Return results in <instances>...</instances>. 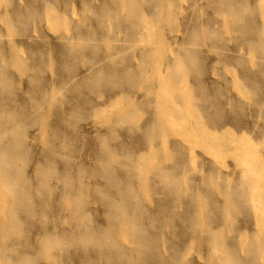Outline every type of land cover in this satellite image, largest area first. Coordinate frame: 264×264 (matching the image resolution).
<instances>
[{
  "label": "rangeland",
  "instance_id": "rangeland-1",
  "mask_svg": "<svg viewBox=\"0 0 264 264\" xmlns=\"http://www.w3.org/2000/svg\"><path fill=\"white\" fill-rule=\"evenodd\" d=\"M17 1H18V3H17ZM29 1L32 2V0H29ZM53 1L54 0H40V1H38L37 2L38 4H40V5L44 4L42 12L44 13V15L46 14L45 18L43 17L44 15H42L41 20H32V21H34V23L32 22V24H29L30 22H28V24H26L24 17L27 13L25 6H27V4L29 3L28 0H10V1L0 0V28H1L0 33H2V34H0V37L1 38L3 37L2 40L0 39V41H1L0 42V63H2V64H0L1 65L0 70H2V68H3V70H2L3 71V74H2L3 77L0 78V84H1L0 88L3 87V89H0V92H1V90L6 91V93L4 92L5 95L8 93L6 95V98L2 101L3 103L0 101V106H1L0 110H1V118H2V119H0V121H1L0 127H2L0 129L1 130L0 131V137H2V138H0V140H1L0 143H5V141L8 138L11 139L13 136L11 133H13L15 131V129H20L19 131L16 130L17 133L16 132L13 133V134L16 133L17 135L22 134L21 140H23V141H21V143L27 144V145H24V144L19 143L18 145L21 146V148L23 150L17 152V154H16L19 156V158L22 159V160L19 159V164H20L19 167H21V169H23V171H24L23 172L21 170V172L23 173L22 176L23 175L24 176L20 178V181L23 182L27 179L26 183L30 182L29 186H30L31 194L36 195V196L39 195L42 198L44 197V199H45V201L43 200V202H42L41 197H39V198L37 197L38 200L37 199L34 200V198H33L32 202L35 206L34 214H35L36 220H33L32 223L30 222L31 224L29 223L31 225L29 228L30 234L28 232L29 237H27L28 235L25 234L26 237L24 236V238L21 237L19 239L23 243L26 242L25 244H23V243L22 244L25 246L26 245L27 246L39 245L42 243L43 240H47L48 237H52L53 234L55 235V233L62 235L64 233H70L71 232V231H69L70 227L72 226L71 228H73L75 225V223L72 219L74 216V213H71L73 210V200H75V197L78 195V187H79L78 184L79 183H77V181L81 180V179H82V187H83L84 192L87 195H89L91 198V199L87 198V200H85L86 205H85V215L84 216L86 217V219L88 217V219L91 220V221H89V223L94 228L95 227L96 228H103L104 227L106 229L107 225L105 222V214H104L105 210H104V207L102 208L101 207L102 205H100L102 203L100 202L101 201L100 196H99L100 192L98 191V190H100V191L103 190L102 187L104 188V186L102 185L103 180H102L101 176L98 174L97 175L99 178L97 177V175L95 174L97 171L94 170L95 167L93 168V166L99 165L98 162L99 163L100 162L101 163H108L109 162V164H111V166H113L115 168L114 174L116 176L120 175L117 173L118 167L116 168V165L121 166L123 164L122 166L124 168H122V170L128 169L130 171V168L133 169V170H131L132 173L135 172V174L133 175V178H131L132 173H131V176H128L126 178L127 180L131 181L132 185H131V183H129L130 181H128V185H126V186L130 187L131 188L130 191L132 190L135 192L136 195H138L137 197L140 201L141 209H143V211L145 213L148 211L146 214H149V216L150 215L152 216V213L154 216H156L158 214V206L162 204V200H164L163 202L167 206H168V204L169 205L173 204L172 200L174 199V193L171 190V186H170L171 184L170 183L177 181L178 178H179V180L182 178L178 182L180 183V186L183 188L182 193L184 195L182 194V199L179 201V203H178L179 205L177 204L178 205L177 210L183 211L182 209H184L186 207V205L189 204L190 200L192 199L191 196L193 195L192 197L195 198L194 201L197 200L198 212L200 213V218H201V221H200V224L197 228V231L192 233L190 236L188 235V237L186 239L187 247H181V250L185 251L186 257L188 259H190L194 264H219L217 259H218V255L220 254V252L222 253V251L214 248L213 243L210 240L211 238L208 236V231H207V227H206L208 214L210 215V217H212V221H213V219H214V221L215 220L218 221V223L213 221V225H212L213 226L212 231H214V234L212 232L213 235H216L215 233L218 234L220 232L219 234H225V235H227L228 238L236 237V239H238L239 237L242 238V236L244 235L242 239L240 238L241 240H237L238 244L241 245L240 246L241 252L244 254L245 251L248 249V246H250V247L251 246H258V245H255V243H258L259 244L258 247H260L259 261L261 264H264V110H261V109H264V107H263L264 106L263 105L264 96L262 95V93L264 94V92H263L264 78H262V77H264V74H263L264 68H262L264 66V56H263L264 55V52H263V50H264V48H263V46H264V13H263V11H264V7H263L264 6V4H263L264 0H242L244 3L241 1L243 4L240 7L241 11H239V12H242V10H243V13H242L243 15L239 12L235 13L236 10H232V13H231V11L230 12L227 11L228 9L226 10L225 6L223 4L217 2V0H138L139 4L141 6V12L146 14L145 16H150V17L142 19L144 17V15L141 14V12H140L141 15L140 14L138 15L139 19L137 18L136 22L132 23L134 25H131L130 23H128L129 22L128 18H127V20H126V18H124V17H127V15H128V13H126V12H128L127 11V9H128L127 1L126 0H119L122 2L121 3L119 2L120 4H119L117 12L119 11L118 13H120L122 15V18L124 19V20L122 19V29L116 32L114 27L110 26L108 29L109 35H107V33L105 34L107 29L102 35H98L101 32V30L96 25L94 16H92V14L97 13L101 9V5L103 6L107 0H102L103 3L101 2V0H90V2L88 0L87 1L85 0L87 2V6H89L90 9L87 6H86V8L83 7L84 4H86V2L84 0H81V2L83 4L80 2V0H60V1L56 0V2L58 1L57 2L58 4H55V2H54V4H52ZM66 1H67V3H69V5H68L69 9L66 8V7H68ZM239 1L238 0H232L233 4H236L237 2L239 3ZM245 1H247V2H245ZM11 2L14 3L13 4L14 8H16L20 5V8L19 7L18 8L22 12L23 15H22L20 22H18V23H22L24 21V23H23L24 25L17 23V27H16L15 22H17V21H14L13 18L11 19L12 13H10V12H12V11H10V10H12V8H13L12 7L13 5L10 4ZM41 2H42V4H41ZM50 2H52V3H50ZM80 3L82 4V6ZM8 4H9V6H8ZM152 4H154L153 6H155V4H159V7L158 8H157V6L153 7ZM50 5H51V7H50ZM71 5H72V7H71ZM64 6H66L65 7L66 9L63 8ZM146 6H147V11H146ZM149 7H150V9L151 8L152 9L151 10L148 9ZM27 9H28V7H27ZM46 9L47 10L50 9L49 11H51V12L49 13V11H46ZM52 9H55L56 11L52 10ZM70 9H71V12H70ZM91 9L92 10L95 9V10L90 12ZM87 10H88V13L86 12ZM148 10H150V11H148ZM65 11H67V12L69 11V13H65ZM151 11H152V13H151ZM153 11L155 12L156 17H158V18H155V16H154L155 14H153L154 13ZM156 11H158V12H156ZM89 13H90L91 17L89 15ZM236 14L237 15L239 14L238 15L239 17H237ZM71 15H72V18H70ZM84 15H85V17L82 20H84V19H86V20L82 21L81 18ZM241 15L243 18L241 17ZM245 15H247V17ZM1 16H3V17H1ZM9 16H10V18H9ZM140 16H142V17H140ZM48 17H50L51 19ZM248 17L249 18L253 17L251 19L253 22L250 21V19ZM3 18H5V19H3ZM62 18L65 22L63 20H61ZM150 18L153 19V21ZM190 18L193 20L191 21ZM245 18L247 21L245 20ZM9 19H10V21H9ZM59 19H60V21L64 22V25L61 24ZM12 20L14 21L13 25H11ZM241 20H243V21H241ZM70 21H71V23H70ZM87 21L89 22L88 24H87ZM234 21L238 22V25L241 24L239 22V21H241L242 26H246V25L251 24V23H254V25H256V26L258 24V27L260 28L259 30L261 32V34L258 37V40L260 38H261V40H263L261 42V44L259 43V45H257V43H254L253 45H251V43H249L248 40L246 38H244V36H243L244 32L240 31V28L238 27L237 24H235ZM66 22H68V23H66ZM145 22L146 23L150 22L149 24H151V25H148V23L146 25ZM192 22H193V24H192ZM76 23H78L79 26L75 25ZM83 23L86 26L87 25L88 26L86 27ZM135 23H136V26L138 25V27H135ZM186 23H187V25H186ZM259 24L262 26L260 27ZM19 25L21 27L22 26L27 27L28 33L25 32L26 30L23 27H22L23 29H21ZM28 25H29V27L31 26V28H28ZM190 25L191 26L193 25L191 29H189L191 27ZM77 26L79 27V31L76 29ZM141 26H142V28H140ZM32 27H34L36 29H34ZM195 27H196V29H194ZM86 28L87 29L89 28L90 30L89 29L87 30ZM19 29L23 30V32L20 31L21 34L18 32ZM32 29H34V30H32ZM75 29H76V31H73ZM111 29H112V31H111ZM134 29H135V31H134ZM14 30H15V32H14ZM28 30L32 31V32H29ZM200 30H201V32H200ZM77 31L78 32L82 31L81 32L82 34H80V37H81L80 39L83 38V40H78L79 34ZM89 31H91V32H89ZM187 31H190V32L188 33ZM112 32H115L116 35L112 34ZM133 32H135V33H133ZM91 33L96 34L95 39H91L92 38ZM117 33H119V34H117ZM194 33L196 36L200 35L199 37L202 40L197 36L196 37L197 39L195 41L190 42L191 40L187 37H189L191 34H194ZM24 34H26L25 37H23ZM31 34H33V36ZM133 34H134V36H133ZM117 35H119V36L116 38L115 36H117ZM184 35H186V36L188 35L186 38L189 40H187V39L183 40L185 38ZM29 36H31V37H29ZM101 36L102 37L107 36V39L104 38V40H102L103 38ZM108 36H109V38H108ZM131 36H132V38H131ZM32 37H33V39H32ZM113 37L116 38L115 42H113L114 41ZM26 38H28V39H26ZM29 38L32 39V41L35 39L34 41L36 43L31 42ZM69 38H70L71 42H68ZM71 38H73V39H71ZM84 38L86 39V41L88 39L89 42L88 41L86 42L84 40ZM46 39H48L50 42ZM62 39H63V41H65V43H68V44L70 43L71 46L68 44L64 45V42L62 41ZM117 39L120 41H118ZM25 40L26 41L28 40V41L25 42ZM90 40H92V41H90ZM93 40L96 42H94ZM197 40H199V41H197ZM29 41H30V44H28ZM81 41L83 42L82 44L80 43ZM184 41H185V43H184ZM84 42H86V43H84ZM93 42H94V44H98L99 47H101V49H102V52L96 56H92V54L90 52L88 53V49H87L88 47L93 45ZM111 42H113V43H111ZM129 42H130V44H129ZM24 43H25V45H27V44L29 45V46H26L29 49L28 48L26 49V47L23 45ZM75 43H76V46H75ZM89 43H90V45H89ZM131 43H132V45H131ZM186 43L189 44L190 46H188ZM31 45H33V46H31ZM60 45H63L64 47L62 46V48H61ZM86 45H88L87 48H85ZM110 45H111V47H110ZM191 45L192 46L195 45V46L192 47ZM30 46H31V49H30ZM83 46H84V48H83ZM129 46L132 48L129 49ZM253 46H254V48H253ZM58 47H60V49ZM80 48L83 49V51H85L84 52L85 54H83V51ZM192 48L194 49L193 51H195V48H197V50L195 52H192ZM255 48H256V51H253V50H255ZM61 49H63V50H61ZM84 49H87V50H84ZM127 49L129 51H127ZM138 49H140L139 52H138ZM28 50H30L31 56H32V51L34 52L33 56H32L33 58H31L30 55L27 56ZM68 50H70V52L67 54L66 51H68ZM73 50L75 51V53ZM130 50H132V51H130ZM144 50H146V52H148V53L144 52ZM198 50H200V51H198ZM260 50L263 53L260 52ZM60 51H62L63 53H61ZM86 51H87V53H86ZM123 51H125L126 53L124 52V54H122L121 52H123ZM142 52H144V54ZM188 52L189 53L192 52L191 55ZM198 52L200 53V55L195 54V57H194V53H198ZM1 53L3 54L2 56H1ZM47 53H49V54H47ZM65 53H66V57H65L66 60H68V59L71 60V58L73 60V58L74 59L76 58L75 60H73V63L72 62L71 63L73 64L72 68L74 67V65L76 63L77 64L76 66L78 67V69H77V67L73 68V70L71 68L70 69L71 72L73 71L75 74H72L73 72L71 73L69 71L68 74H70V75L63 77L65 75H67L62 70L63 68H61V65L65 61V59H64ZM202 53H203V55H202ZM59 54H60V56L63 57V59L59 56ZM89 54H91L92 57L89 56ZM116 54H118V55L116 56ZM140 54H141V56L143 54V58L140 56ZM71 55H73V57ZM111 55H112V58H109V57H111ZM123 55L125 56L124 58H123ZM41 56H42V58H41ZM67 56H70L71 58H67ZM26 57H29L31 59L30 60L28 58V60H29L27 63L28 68H30V66L33 65V67L31 66L30 71L28 70L27 67H25L26 61H25V65H24V60H27ZM87 57H91L92 61L89 58L87 60ZM204 57L206 60H203ZM84 58L86 60H84ZM105 58L107 60H105ZM121 58L124 59V60H122V73L123 72L127 73L131 77V79L133 78L135 83L134 82L131 83L129 81H124L122 78V88H117L113 91H109L107 88H105L102 85L103 83H101L99 80L101 79L102 82H105L107 79L109 80L110 77L112 79V74H110V73L116 67H119V66H117V64H121V62H120ZM125 58L127 59L128 62L126 61ZM131 58H133V59H131ZM224 58H225V60L223 61ZM178 59H179V61H178ZM199 59L203 60V61L201 60L202 62L200 61V63L197 64L199 66V69L202 68L201 70L197 69L198 66L195 65L196 63L199 62ZM226 59H228L229 62ZM233 59H235V60H233ZM89 60H90V62H89ZM131 60H132V62H131ZM230 60H232V61H230ZM30 61H32L33 63L31 62L32 64H30ZM57 61H59L58 63L60 64V67H58L59 64L56 63ZM82 61L83 62L86 61V62L83 64ZM99 61H101L100 62V64H102L101 66H100V64L99 65L97 64V63H99ZM123 61L126 64L123 63ZM193 61H195L196 63H194ZM204 61H205V63H204ZM236 61H237L238 65L236 64ZM240 61L241 62L243 61L242 62V68L246 69V72H245V70L243 71L242 68L240 67L241 66ZM261 61H263V62H261ZM3 62L4 63L6 62L5 67H3L4 66ZM110 62H112V65ZM176 62H178L177 65H175ZM224 62H226L227 65L230 64V62H233V63L235 62L237 67L239 66L238 62H240V66H239V68H237L235 66V64L231 63L233 65L230 64V65H228L229 67H227ZM43 63H44V65H43ZM95 63H96V65H94ZM21 64H23V65H21ZM113 64H115L114 67H113ZM38 65H39V67L44 69V71L40 72L41 69L38 67ZM41 65L44 67H42ZM124 65H126V67ZM135 65H136V67H135ZM200 65H202V66L200 67ZM206 66H208V67H206ZM231 66L233 69H231ZM35 67L39 68L38 69L39 71H37V68L35 69ZM101 67H102V69H100ZM139 67H140V69H139ZM260 67H261V70L263 72L260 70ZM91 68H93V71ZM94 68L101 70L100 73L97 74L99 71H96L97 69H94ZM119 68H121V67H119ZM173 68H174V70H173ZM203 68H205V69L207 68V69L205 70ZM234 68L237 70V72H235L236 70ZM126 69L128 71H126ZM26 70H28L29 72H27ZM58 70H60V71H58ZM94 70H95V72H97L96 75L93 74V73H95ZM141 70H144V71L141 72ZM202 70H205L207 75L206 74L204 75L203 72L205 73V71H202ZM230 70H232V72ZM239 70H240V72L241 71L242 72L239 73ZM61 71L63 74H61ZM91 71L93 73H90ZM200 71H201V73H200ZM59 73L61 74V76ZM124 73H123V75H124ZM182 73H183V76H182ZM231 73H233V74L239 73V75L242 74L243 77L241 75L239 77H237L238 74L236 76V74L233 75ZM4 74H6V76ZM71 75H73L72 76V77H74L73 79L70 78ZM91 75H93V76H91ZM97 75H98V77L100 75V77H99L100 79L98 77H96ZM141 75H143L142 76L143 78L139 81ZM175 75H176V77H175ZM94 76L98 80H94L93 79ZM180 76H182V77H180ZM259 77H260V79H259ZM65 78H67V79L69 78L68 80L70 83H68L67 81H64ZM87 78H89V79H87ZM225 78H226V80H225ZM67 79H65V80H67ZM250 79L255 80V81L252 80L254 82V84H252L253 82ZM2 80H3V82H1ZM84 80L87 81L86 84H85ZM178 80H179V82H178ZM182 80H183V82H182ZM217 80H218L217 84H220V86L216 84ZM259 80H263V82L259 81ZM224 81L225 82L227 81V84ZM246 81H248L247 84L250 83L249 84V86L251 85L250 87L249 86L247 87ZM7 82H10V84ZM88 82L90 84L91 83L92 84L90 85ZM96 82L97 83L99 82L98 83L99 85ZM199 82H200V84H199ZM255 82L257 84H255ZM258 82H259V86L261 83V85H262L261 87L263 89H260V87L258 86ZM224 83L226 85H224ZM88 84H89V86H88ZM62 85H64V86H62ZM71 86H72V88H70ZM205 86H208L207 87L208 90L206 89ZM214 86H217V87H214ZM9 87L11 88V90ZM88 87H89V89H92V88L93 89L89 90ZM251 87H252V89H251ZM258 87H259V89H258ZM85 88L87 90H85ZM201 88L206 89L207 92L205 90H202ZM217 88H218V90L219 89L221 90V91L219 90V92L221 94L218 91H216ZM248 88H250V89H248ZM253 88L256 91L258 90L257 93H255L256 91L253 90ZM104 89H105V91L103 93L102 90H104ZM200 89H201V91L199 92ZM249 90L251 91L253 96L251 95ZM259 90L260 91L262 90V93ZM124 91H125V93H124ZM195 91H198L199 93L196 92V94H194ZM91 92L93 94H91ZM100 92L102 94H100ZM106 92H109V93H106ZM214 92L216 95H214ZM222 92L224 94H222ZM83 93H84V95H83ZM111 93H112V95H111ZM201 93H203V94L205 93L204 95L209 94L210 97L209 96L207 97V95H206V100H205L204 95L203 94L201 95ZM260 93H261V96H260ZM76 94L77 95L79 94L78 95L79 97ZM102 95H104L103 98H101ZM114 95L116 98L114 97ZM257 95H259V96H257ZM29 96L30 97L32 96V97L30 98ZM62 96L63 97L66 96V97H64L66 99H64ZM122 96H124L123 97L124 99L122 98ZM217 96L219 98H221V99H219V101L221 100V102L218 101ZM196 97H198L199 99ZM225 97H227V98L225 99ZM260 97H262L261 98L262 101L260 100ZM71 98L76 99L77 102H75L76 100H74V99L72 100ZM117 98H119L121 101ZM213 98L214 99L216 98L215 103L217 101L219 102L218 105L213 103L214 102ZM252 98L256 100L257 104H256V102L253 101ZM87 99L89 101H91L92 105L88 101H87V104H85ZM112 99H113V101H112ZM115 99L117 100L116 103H115V101H116ZM202 99L206 105L204 104L203 101H201ZM224 100H226V101H224ZM26 101H27V103H26ZM81 101H82V103L83 102L84 103L82 104ZM199 101L201 103L202 102L203 103L201 104ZM210 101H212L213 105L211 104ZM111 102L113 104H110ZM198 102H199V104H201L200 107H199ZM260 102L261 103L263 102V103L261 104ZM77 103H79V104H77ZM207 103H208V105H207ZM222 103H224V104H222ZM259 103L261 105H259ZM73 104L75 106H73ZM88 104L90 106H92L91 107L92 109L90 108V106ZM214 104L217 106V108L219 110H217V108L215 107ZM219 104H221V105H219ZM241 104H242V108L244 109V111L242 110L241 107L240 108L238 107V106H241ZM193 105H194V107H193ZM76 106H78V107H76ZM102 106H103V108H102ZM196 106H198L200 109L197 108ZM202 106H205V107H203L204 109L207 108V109H205L206 111L204 109H203V111L201 110ZM218 106H220V107L222 106L223 109L221 110V108ZM258 107L259 108L261 107V109H259ZM26 108H27V111H26L27 113L25 112V114L27 116L25 117L24 111L26 110ZM38 108H39V110H38ZM94 108H96L97 110ZM99 108H102V109H99ZM211 108L213 110H211ZM22 109H23V111H22ZM28 109H29V112H28ZM79 109H80V114H79ZM196 109H198V111ZM209 109L211 110V116H209L210 115ZM232 109H234V110H232ZM240 109L243 112H241ZM60 110H63V111H61V112H63V114L60 113ZM71 110H73V112ZM88 110H89L90 114L87 112ZM36 111L38 112V114ZM91 111L93 113L96 111V114L95 113L93 114ZM212 111H214V112H212ZM221 111H223L224 114H223V112L221 113ZM246 111L248 113V116L246 114ZM12 112L15 115H11ZM30 112H31V114L36 112V114L34 113V114L30 115ZM200 112H203V113L207 112L209 115L207 113H205V115L204 114L203 115L205 117L209 116L208 118H210V119L204 118L203 115H199V114H202ZM233 112H234L235 116L233 115ZM256 112L259 113L260 115L262 114V116H258L257 114H255ZM260 112H263V113H260ZM74 113H76V114H74ZM81 113H83L82 117H81V115H82ZM97 113H99V114H97ZM197 113L199 116L197 115ZM214 113H215V115H214ZM219 113H220V115H219ZM8 114H10V116H8ZM85 114H87V115H85ZM251 114H252V117H250ZM88 115H93V116H89L90 117L89 118ZM243 115H245V116H243ZM11 116L14 117V122L12 121L13 118L11 119ZM32 116L34 117V121L36 119L35 122L32 121L33 120ZM121 116H122V118H120ZM200 116L201 117L203 116V118L205 119L204 120L205 124L202 121L203 118H201ZM215 116H218V117L221 116L222 119L219 118L220 119L219 120L218 117H215ZM231 116L233 117V119ZM9 117H10V119H9ZM27 117H29V118H27ZM75 117H76V119H75ZM243 117H245V118L242 119ZM246 117H247L248 121L245 120ZM82 118L84 120L85 119H87V120H85V121L81 120ZM211 118L212 119L215 118L214 121H212ZM21 119L23 120V123L20 122V121H22ZM200 119H202V120H200ZM217 119L220 122H218ZM231 119L233 120V122ZM240 119H241V121H238ZM249 119L251 120V122ZM10 120L14 123V126L13 127L11 126L13 129L15 128V125H16V128L14 129V131L13 130L11 131L12 128H9L10 125L12 124ZM223 120L226 122L223 123ZM234 120H235L236 124L238 123L237 126L239 129L237 131H239V132L235 131L237 129V126L234 123ZM252 120H254V121L252 122ZM8 121H10L8 123L10 125L4 124L5 122L7 123ZM17 121L19 122L18 126H17V124H15V123H17ZM62 121H63V123H62ZM206 121H208V123H210V124H208ZM221 121L225 127L222 124L218 125V123H221ZM228 122H229V126L231 128L229 126H227ZM230 122H231V124H230ZM242 122H244L245 125H244V123L242 125ZM254 122H258V124L254 123ZM33 123L35 124V126L32 125ZM213 123L215 124V126H213ZM233 123H234V125H233ZM251 123H252V125H251ZM26 124H27V126H26ZM207 124H208V127H206ZM246 124H247V126H246ZM28 125H29V128H28ZM210 125L213 126L214 128H211ZM231 125L233 127L235 126L236 129L234 130ZM239 125H241V127H239ZM248 125H251L252 128L248 127ZM5 126H6V128H5ZM67 126H68V128H67ZM217 126L218 127L220 126V127L217 128ZM221 126H223V128H221ZM226 126L229 128V130H227L228 128ZM22 127L25 129H23ZM205 127L209 128L207 130H209L211 132H212V130L216 131L215 132L216 135L214 134V132H212L213 134H211V133H209V131H206ZM215 127L217 129H215ZM7 128H9V130ZM210 128L212 130H210ZM224 128L226 129V131H228L227 132V134L229 133L228 135L226 133H222L225 130ZM244 128H245V130H241ZM3 129L5 131H3ZM6 129L9 131L10 135L8 134ZM62 129L65 130L66 132L62 131ZM53 130H55V131H53ZM217 131H219L220 133L219 132L217 133ZM226 131H224V132H226ZM5 132H6L5 135H1ZM22 132L25 134H23ZM63 132L68 133V136L70 137V138H68L69 142H68V139L65 138V136L67 134L63 135ZM252 134H253L252 138L254 137V139L250 138ZM23 135H25L27 138ZM80 135H81V137H80ZM68 136H66V137H68ZM113 136H115V138ZM118 136H122V137H118ZM227 136H228V138H227ZM230 136L232 139L229 138ZM48 137L51 139H49ZM116 137H118V139H116ZM3 138L6 140H4ZM47 138H48V140H47ZM121 138L123 139V142H122ZM215 138H217V139L215 140ZM59 139H61V140H59ZM114 139H115V141L118 140V142L121 141V143H124L122 146H120L121 149L119 148V144H121L120 142L119 143L118 142L112 143V141H114ZM52 140H53L54 144L53 143L50 144ZM256 140L258 142H256ZM24 141H26V142H24ZM101 142H103V143H101ZM238 143H240L239 145H241V146H238ZM114 144H116L118 146L117 150H119V151L116 150L117 147L115 148ZM9 145L11 146V150H12V148L14 147V144H12V142H11ZM50 145H51V148H53L55 146L56 149L55 148L53 150L50 149L48 147ZM177 145H179V146H177ZM112 146H114V147H112ZM40 147H42L43 149H41ZM69 147H71V148H69ZM103 147H104V149H103ZM175 147L177 148L176 151H175ZM31 148H32V150H31ZM178 148H180V150ZM40 149H41V151L38 152ZM112 149H114V150H112ZM50 150H51V152H50ZM127 150H128V152H126ZM53 151L55 153L56 152H58V153L54 154V153H52ZM114 151L116 153H114ZM145 151H147L146 154H143V152L145 153ZM33 152H34V154H33ZM106 152H109L110 155ZM177 152H178V154L181 152V154L180 155L175 154ZM45 153H46V155H45ZM50 153H52V154H50ZM127 153H128V155H126ZM129 153H130V155H129ZM53 154H54V157H53ZM58 154L59 155L61 154L62 158L60 157V159H59ZM93 154L95 156H93ZM116 154H118V155H116ZM47 155L50 156V157L49 156L47 157V159L49 158L48 161H50V163H51L50 159H52L53 163H51V164L52 165L55 164L53 166L55 168L56 174L47 172L48 171V169H47L48 163H49L45 158V156H47ZM51 155H52V157H51ZM56 155L58 157H56ZM67 155H69L68 158L66 157ZM98 155L100 157H96ZM108 155H109V157H108ZM112 155H114V157L116 159L115 160L113 158L114 162H111L112 157H113ZM124 155H126L127 157ZM184 155L186 156L185 159L183 158ZM187 155H189L188 158H187ZM132 156H134V157H132ZM176 156H178V158ZM30 157H31V159H30ZM70 157H71V162L68 161L70 159ZM23 158H25V159H23ZM64 158H67L68 160L64 159ZM94 158H96L98 160H95ZM130 158L132 159L131 161L128 160ZM140 158L142 159V161H139V160H141ZM179 158L181 159V161ZM186 158L189 161H187ZM27 159H29L30 161ZM53 159H54V161H53ZM62 159H64L63 162L61 161ZM177 159H178V161H180L182 163V165L180 162L177 161ZM26 160L28 163L26 162ZM65 160L68 161V163ZM60 161H61V163H60ZM115 161H117L118 163ZM123 161H124V163H126L125 165H124ZM129 161H130V163H129ZM23 162L25 165H23ZM186 162L189 164V166L187 165ZM138 163H140V164H138ZM177 163L178 164L180 163L179 166ZM130 164H131V167H130ZM186 165L189 168L191 167L190 170ZM134 166L136 167V169ZM77 167H78V169H77ZM97 167L98 166H96V170H97ZM184 167L187 169V172H186ZM57 168L58 169L62 168V169L58 171ZM63 168H65V170H66V171H64L65 173L69 172L68 176H67V174H64ZM176 168H177V170H176ZM179 168H181V170ZM182 169H184L183 170L184 172L182 171ZM59 172L60 173L62 172L67 177L64 180H62L65 176H63L62 174L59 175ZM139 172H141V173H139ZM136 174L140 178L135 176ZM179 175H181V177H179ZM38 176L40 179H38ZM55 176H59V177H55ZM24 177H25V179H23ZM118 177H120V176H118ZM129 177L131 179H129ZM135 177H137V178H135ZM158 177L161 179H164V181L160 182L161 179H159ZM53 178H55V180L57 178L58 181L57 180L55 181ZM68 178L70 181L68 180ZM76 178L78 180H76ZM168 178H169V180H168ZM173 178H175V179H173ZM123 179L126 180L124 176H122V180ZM40 180H41V182H40ZM43 180H46V182H47V184H49L48 186H50V188L51 187L54 188V189L51 188L52 190H51L48 198H47L46 193L43 192V189H39V188L43 187V183H42V182H44ZM52 180H54V181H52ZM66 180H68V182L73 183L72 187L77 186L74 191L69 190V188H72V187H69V188L67 187V185L65 184ZM155 180H157V181H155ZM190 180L191 181L194 180L193 183ZM59 181H60L61 185H60ZM4 183H5V180L0 181V264H5L6 261H8L7 255L9 253L8 252L6 253V247L7 248L9 247L8 242L12 243L13 239L15 240V235H13V234L9 235L6 232H4L5 224L7 222L9 224L8 216H9L10 210H12L14 204L16 203L15 200L11 198V196L13 197L15 191L13 190L12 187H11L12 189L9 190L10 183H9V185H7L8 184L7 181H6V184H4ZM165 183H167L166 187H165ZM38 184H40V186ZM190 184H192L191 188H190ZM62 185H63V187H62ZM65 185H66V187H65ZM36 186H37V188H36ZM100 186H102V187H100ZM59 187L60 188L62 187V188L60 189ZM96 187H98V189H96ZM192 187H193V189H192ZM65 188L66 189L68 188V189L66 190ZM55 189H57V191ZM195 189H196V191L197 190L198 191L195 192L194 191ZM227 189H228V193L226 192ZM233 189H240V190L244 189V193L246 192L245 189L247 190V192L245 193L247 196L246 197L247 200L244 203H246L248 206H250V209L248 208V211L249 212L251 211L250 212L251 217L249 218V220L245 216H243V214H240L239 211H236V208L233 205L234 203L231 202L232 200L230 201L229 197L232 196ZM163 190H164V193H162ZM165 190H166V193H165ZM221 190H223V191H221ZM20 191H21V188L18 187L16 192H20ZM63 191H65V192L63 193ZM206 191L208 194L205 193ZM36 192H38V193H36ZM67 192L69 194H67ZM194 193H197V195H195ZM41 194H43V196ZM64 194H67V195H64ZM166 194H167V196H165ZM227 194H228V196H227ZM199 195H200V197H198L199 199L196 198ZM45 196H46V198H45ZM65 196H67V197H65ZM205 196H207V197L205 198ZM221 196H223L224 198L223 197L221 198ZM226 196H227V198H226ZM60 197H61V199H60ZM160 197H163L164 199L161 198L162 200H158ZM166 197H167V199H166ZM215 197H217L218 200ZM208 198L211 199L212 201H210ZM169 199H170V201H169ZM171 201H172V204H171ZM207 201L208 202L210 201L211 204L209 203V205L214 204L216 207L218 204H221V203L222 204L220 205V207L218 206L219 209L213 206L215 208L214 209L212 206L209 207L207 205L208 204ZM45 202H46V209L48 211V214L47 213L45 214V210L43 209L45 206ZM60 202L63 204H61ZM158 202H159V204H158ZM167 202H168V204H167ZM212 202H213V204H212ZM55 203H56V207L54 208ZM180 203H181V205H180ZM61 205H62V207H61ZM57 206H59V207H57ZM221 206L222 207L224 206V207L222 208ZM211 207H212V209H211ZM48 208H49V210H48ZM55 209H56V211H55ZM145 209H147V211H145ZM223 209L225 210V212L222 211ZM16 210H19V205L14 207V211H16ZM170 210L166 212L167 214L165 216L167 217V215H168L167 219L166 218L164 219L166 221V224H167L165 227V233H167L168 235L171 233V227H170L171 225L168 222L169 221L168 219H170V217H172V213H171L172 211H170ZM209 210H211V211H209ZM217 210L219 213L217 212ZM51 211H52V213H51ZM57 211H59L60 214H57V213H59ZM212 211H214L215 213H213ZM87 212H89V214ZM220 212H222V213H220ZM237 212H239V214ZM217 213L220 215H218ZM50 214L51 215L57 214V216H56L57 221L55 223L56 227L52 226L50 221H48L49 223H47V222H44V220H42V218L44 216L48 217V216H50ZM211 214H214V216H216V217H214ZM224 214H226V218H225ZM59 215H60V217H59ZM71 216H72V218H70ZM165 216H163V218ZM219 216L221 217V220H220ZM223 216L226 219V221L223 218ZM222 218H223V220H222ZM223 221H225V222H223ZM39 222H40V224H39ZM214 223H216V224H214ZM234 223H237L236 227H235ZM99 224H101V225L98 226ZM221 224H222V226H221ZM237 225L240 226V228H238ZM42 227H44V228H42ZM53 227H54V230H53ZM215 227H217V228H215ZM220 228L222 229V232H221V230L220 231L218 230ZM234 228L237 230L239 229L241 231L239 232V230H238L239 233H236L235 231H237V230H235ZM215 229H216V231H215ZM70 230H73V229H70ZM184 230H186V229H184ZM231 230L234 231L233 233H235V234H232ZM54 231H55V233H54ZM241 232L244 234L242 235ZM237 234H239V236ZM114 235L119 239L122 238V244L126 248H131V243H130L129 237H127L126 232L122 231V233H121V232L117 231L114 233ZM24 239L25 240L27 239V240L25 241ZM239 241H241V242H239ZM166 242L167 241H165V243ZM162 250L167 251L168 247H166L165 245H162ZM57 252H58V250L55 249L54 251H52L50 253H46V255L45 256L43 255L42 258L39 260V264H50L51 259L53 258V256L56 255ZM96 258H93L92 260L95 263L99 264L98 262H100V259H96ZM76 264H79V263H76ZM185 264H188V263H185Z\"/></svg>",
  "mask_w": 264,
  "mask_h": 264
},
{
  "label": "bare ground",
  "instance_id": "bare-ground-1",
  "mask_svg": "<svg viewBox=\"0 0 264 264\" xmlns=\"http://www.w3.org/2000/svg\"><path fill=\"white\" fill-rule=\"evenodd\" d=\"M8 1H10V0H8ZM38 1H40V0H32V2H30L29 0H28V4H27V6H25L26 7V11H27V13H26V15H25V17H24V20H25V23L26 24H28V22H30L29 24H32V22L34 23V21H32V20H41L42 19V15H44V13L42 12V9H43V6H44V4L43 5H40V4H38L37 2ZM60 1V0H59ZM85 1V0H84ZM87 1V0H86ZM85 1V2H86ZM89 2H90V0H88ZM127 1V3H128V9H127V11L128 12H126V13H128V15H127V17H124V18H126V20H127V18H128V23H130L131 25H134V24H132V23H134V22H136V20H137V18L139 19V17H138V15L140 14V12H141V6H140V4H139V2H138V0H126ZM239 1V0H238ZM242 0H240L239 1V3L237 2L236 4H233V2H232V0H217V2H219V3H221V4H223L224 6H225V8H226V10L227 11H231V13H232V10H236L235 11V13L236 12H239V11H241L240 10V7L242 6V4L244 3L243 1V3L241 2ZM27 2V1H26ZM47 2V1H46ZM45 2V3H46ZM54 2H55V4H58L57 2H56V0H54L53 1V3L52 2H50V3H52V4H54ZM70 2V1H69ZM72 2V1H71ZM80 2H81V0H80ZM101 2H102V0H101ZM122 2V1H119V0H107L106 1V3L102 6L101 4V9L97 12V13H95V14H92V16H94V19H95V22H96V25L99 27V29L101 30V32L98 34V35H102L105 31H106V29H107V31L105 32V34L107 33V35H109V33H108V29H109V27L111 26V27H114V29L116 30V32L117 31H119V30H121L122 29V15L120 14V13H118L117 12V10H118V7H119V4ZM245 2H247V1H245ZM17 3H18V1H17ZM49 3V4H50ZM66 3H67V1H66ZM82 3V2H81ZM80 3V4H81ZM93 3V2H92ZM103 3V2H102ZM10 4H14V3H10ZM30 4V5H29ZM41 4H42V2H41ZM51 4V5H52ZM83 4V3H82ZM82 4H81V6H82ZM264 4V3H263ZM6 5V4H5ZM29 5V6H28ZM51 5H50V7H51ZM69 5V3H67V6ZM89 5V4H88ZM154 4H152V6H153ZM245 5V4H244ZM7 6V5H6ZM8 6H9V4H8ZM11 6V5H10ZM55 6V5H54ZM86 6H87V2H86V4H84V6L83 7H85L86 8ZM145 6V5H144ZM151 6V5H150ZM155 6H157V8L159 7V4H155ZM155 6H153V7H155ZM5 7V6H4ZM13 8H12V10H10V11H12V12H10V13H12V17H11V19L13 18L14 19V21H17V22H15L16 23V27H17V23L18 22H20V20H21V18H22V12L19 10V8H20V5L18 6V7H16V8H14V5L12 6ZM27 7H28V9H27ZM56 7V6H55ZM60 7V6H59ZM58 7V8H59ZM66 6H64L63 8H65ZM71 7H72V5H71ZM70 7V8H71ZM87 7H89V6H87ZM244 7V6H243ZM242 7V8H243ZM246 7V6H245ZM264 7V6H263ZM6 8V7H5ZM66 8H68L69 9V6L68 7H66ZM65 8V9H66ZM51 9V8H50ZM49 9V10H50ZM74 9V8H73ZM72 9V10H73ZM89 9H90V7H89ZM148 9H150V7L148 8ZM152 9V8H151ZM150 9V10H151ZM154 9V8H153ZM244 9V8H243ZM49 10H47L46 9V11H49ZM52 10H55V9H52ZM93 10H95V9H93ZM92 9H91V11L90 12H92L93 11ZM98 10V9H97ZM150 10H148V11H150ZM157 10V9H156ZM225 10V11H226ZM56 11V10H55ZM62 11V10H61ZM146 11H147V6H146ZM224 11V12H225ZM45 12V11H44ZM51 11H49V13H50ZM64 12V11H63ZM70 12H71V9H70ZM87 13H88V10L86 11ZM154 12V11H153ZM156 12H158V11H156ZM65 13H69V11L67 12V11H65ZM147 13V12H146ZM151 13H152V11H151ZM228 13V12H227ZM230 13V14H231ZM239 13H243V10H242V12H239ZM246 13V12H245ZM263 13H264V11H263ZM48 14V13H47ZM141 14H143L144 15V17L142 18V19H144V18H148V17H150V16H145L146 14H144V13H142L141 12ZM140 14V15H141ZM148 14V13H147ZM153 14H155V12L153 13ZM159 14V13H158ZM9 15V14H8ZM46 15V14H45ZM45 15L43 16L44 18H45ZM89 15H90V13H89ZM152 15V14H151ZM239 15V14H238ZM237 14H236V16L237 17H239ZM243 15V14H242ZM242 15H241V17H242ZM4 16V15H3ZM3 16H1V17H3ZM48 16V15H47ZM54 16V15H53ZM66 16V15H65ZM125 16V15H124ZM155 16V18H158V17H156V14L154 15ZM158 16V15H157ZM246 17H247V15H245ZM6 17V16H5ZM63 17V16H62ZM67 17V16H66ZM69 17V16H68ZM85 17V15L81 18V20L83 19ZM90 17H91V15H90ZM89 17V18H90ZM140 17H142V16H140ZM235 17V16H234ZM240 17V18H241ZM254 17V16H253ZM252 17V18H253ZM9 18H10V16H9ZM48 18H50V17H48ZM70 18H72V15H71V17ZM152 18V17H151ZM150 18V19H151ZM236 18V17H235ZM243 18V17H242ZM249 18V17H248ZM251 17L249 18L250 19V21H252L251 19H252ZM255 18V17H254ZM3 19H5V18H3ZM51 19V18H50ZM191 19V18H190ZM239 19V18H238ZM45 20V19H44ZM61 20H63V18L61 19ZM66 20V19H65ZM71 20V19H70ZM84 20H86V19H84ZM84 20H82V21H84ZM124 20V19H123ZM152 21H153V19H151ZM156 20V19H155ZM189 20V19H188ZM193 19H191V21H192ZM245 20H246V18H245ZM255 20V19H254ZM9 21H10V19H9ZM13 20L11 21L12 22V24L11 25H13V22H14ZM48 21V20H47ZM59 21H60V19H59ZM64 21V20H63ZM63 21H60L61 22V24H63L64 25V22ZM67 21V20H66ZM93 21V20H92ZM148 21V20H147ZM157 21V20H156ZM236 21V20H235ZM234 21V22H235ZM238 21V20H237ZM241 21H243V20H241ZM241 21H239L241 24H239L238 25V22H235V24H237L238 25V27L240 28V31L242 32H244V38H246L247 40H248V42L249 43H251V45H253L254 43H257V45H259V43L261 44V42L263 41V40H261V38L258 40V37H259V35L261 34V32H260V28L258 27V24H257V26L256 25H254V23H251V24H248V25H246V26H242V22ZM247 21V20H246ZM249 21V20H248ZM249 21V22H250ZM257 21V20H256ZM7 22V21H6ZM46 22V21H45ZM63 22V23H62ZM69 22V21H68ZM68 22H66V23H68ZM126 22V21H125ZM140 22V21H139ZM144 22V21H143ZM151 22V21H150ZM149 22V23H150ZM188 22V21H187ZM253 22V21H252ZM24 23V21L22 22V23H18V24H22V25H24L23 24ZM43 23V22H42ZM70 23H71V21H70ZM69 23V24H70ZM79 23V22H78ZM78 23H76L75 25H78L79 26V24ZM89 22L87 21V24H88ZM148 23V22H147ZM147 23L145 22V24L147 25ZM148 23V25H151V24H149ZM156 23V22H155ZM159 23V22H158ZM185 23V22H184ZM190 23V22H189ZM248 23V22H247ZM8 24V23H7ZM10 24V23H9ZM84 24V23H83ZM138 24V23H137ZM140 24V23H139ZM191 24V23H190ZM192 24H193V22H192ZM10 25V26H11ZM15 25V24H14ZM85 25V24H84ZM90 25V24H89ZM186 25H187V23H186ZM196 25V24H195ZM260 25V24H259ZM20 26V25H19ZM41 26V25H40ZM39 26V27H40ZM77 26V27H78ZM86 26V25H85ZM88 26V25H87ZM86 26V27H87ZM143 26V25H142ZM142 26L140 27V28H142ZM191 26V25H190ZM193 26V25H192ZM192 26L189 28V29H191L192 28ZM262 25H260V27H261ZM23 27V26H22ZM21 26H20V28L21 29H25L24 31L25 32H27V27H23L22 28ZM76 27V29L79 31V27L77 28ZM84 27V26H83ZM135 27H138V25L136 26V23H135ZM150 27V26H149ZM237 27V26H236ZM28 28H31V26L29 27V25H28ZM32 28H34V27H32ZM90 28V27H89ZM88 28V29H89ZM148 28V27H147ZM17 29V28H16ZM21 29H19V33H20V31L21 32H23V30H21ZM34 29H36V28H34ZM34 29H32V30H34ZM76 29L75 30H73V31H76ZM87 29V28H86ZM85 29V30H86ZM87 29V30H88ZM136 29V28H135ZM135 29H134V31H135ZM138 29V28H137ZM194 29H196V27L194 28ZM238 29V28H237ZM0 30H1V28H0ZM83 30V29H82ZM86 30V31H87ZM90 30V29H89ZM98 30V29H97ZM186 30V29H185ZM17 31V30H16ZM29 31V30H28ZM77 31V32H78ZM111 31H112V29H111ZM114 31V30H113ZM191 31V30H190ZM190 31H187L188 33L190 32ZM193 31V30H192ZM14 32H15V30H14ZM29 32H32V31H29ZM76 32V33H77ZM82 32V31H81ZM81 32H78V34H79V39L78 40H83V38L82 39H80L81 37H80V34H82ZM89 32H91V31H89ZM137 32V31H136ZM139 32V31H138ZM186 32V31H185ZM200 32H201V30H200ZM18 33V34H19ZM28 33V32H27ZM71 33V32H70ZM87 33V32H86ZM122 33V32H121ZM133 33H135V32H133ZM0 34H2V33H0ZM21 34V33H20ZM90 34V33H89ZM112 34H114V35H116V33L115 32H112ZM117 34H119V33H117ZM139 34V33H138ZM197 34V33H196ZM28 35V34H27ZM32 36H33V34H31ZM45 35V34H44ZM111 35V34H110ZM190 35V34H189ZM2 36V35H1ZM22 36V35H21ZM26 36V34H24L23 35V37H25ZM66 36V35H65ZM75 36V35H74ZM78 36V35H77ZM113 36V35H112ZM119 35H117V36H115L116 38L118 37ZM133 36H134V34H133ZM185 36V38L183 39V40H185V39H187V38H189L191 41L190 42H193V41H195L197 38V36L199 37L200 35H195V33L194 34H191L189 37H187L186 35H184ZM28 37V36H27ZM29 37H31V36H29ZM84 37V36H83ZM91 39H95L96 38V34L95 33H91ZM102 37V36H101ZM187 37V38H186ZM3 38V37H2ZM2 38L0 37V39L2 40ZM38 38V37H37ZM36 38V39H37ZM40 38V37H39ZM42 38V37H41ZM62 38V37H61ZM103 39L102 40H104V38H106L107 39V36L106 37H102ZM108 38H109V36H108ZM116 38H114L113 37V39H114V41L113 42H115V39ZM131 38H132V36H131ZM134 38V37H133ZM200 38V37H199ZM26 39H28V38H26ZM30 39V38H29ZM32 39H33V37H32ZM32 39H30V41L31 42H34V43H36L34 40L32 41ZM45 39V38H44ZM66 39V38H65ZM71 39H73V38H71ZM189 39H187V40H189ZM201 39V38H200ZM263 39V38H262ZM46 40H48V39H46ZM76 40V39H75ZM84 40L86 41V39L84 38ZM110 40V39H109ZM118 40V39H117ZM116 40V41H117ZM124 40V39H123ZM126 40V39H125ZM129 40V39H128ZM134 40V39H133ZM202 40V39H201ZM200 40V41H201ZM28 41V40H27ZM26 40H25V42H27ZM30 41H29V43L28 44H30ZM42 41V40H41ZM49 41V40H48ZM60 41V40H59ZM62 41H63V39H62ZM87 41L89 42V40L87 39ZM86 41V42H87ZM90 41H92V40H90ZM94 41V40H93ZM118 41H120V40H118ZM130 41V40H129ZM132 41V40H131ZM197 41H199V40H197ZM1 42V41H0ZM50 42V41H49ZM61 42V41H60ZM64 42V45L65 44H68V43H65V41H63ZM68 42H71L70 41V38H69V41ZM86 42H84V43H86ZM94 42H96V41H94ZM94 42H93V45H91L90 47H88V45H86L85 46V48H87L88 49V53L90 52L91 54H92V56H96V55H98V54H100L101 52H102V49H101V47H99V45L98 44H94ZM105 42V41H104ZM113 42H111V43H113ZM122 42V41H121ZM128 42V41H127ZM6 43V42H5ZM4 43V44H5ZM44 43V42H43ZM62 43V42H61ZM81 44L83 43L82 41L80 42ZM117 43V42H116ZM126 43V42H125ZM184 43H185V41H184ZM188 43V42H187ZM186 43V44H187ZM201 43V42H200ZM25 45V43L23 44L25 47L26 46H29V45ZM49 44V43H48ZM127 44V43H126ZM129 44H130V42H129ZM192 44V43H191ZM7 45V44H6ZM47 45V44H46ZM59 45V44H58ZM68 45H70V43L68 44ZM89 45H90V43H89ZM105 45V44H104ZM109 45V44H108ZM117 45V44H116ZM131 45H132V43H131ZM130 45V46H131ZM135 45V44H134ZM188 46H190L189 44H187ZM31 46H33V45H31ZM31 46H30V49H31ZM48 46V45H47ZM61 46V48H62V46L63 45H60ZM71 46V45H70ZM75 46H76V43H75ZM80 46V45H79ZM82 46V45H81ZM126 46V45H125ZM129 46V49L130 48H132V47H130ZM192 46V45H191ZM195 45H193L192 47H194ZM197 46V45H196ZM3 47V46H2ZM49 47V46H48ZM64 47V46H63ZM110 47H111V45H110ZM199 47V46H198ZM256 47V46H255ZM258 47V46H257ZM9 48V47H8ZM11 48V47H10ZM28 47H26V49H27ZM40 48V47H39ZM46 48V47H45ZM59 49H60V47H58ZM83 48H84V46H83ZM127 48V47H126ZM253 48H254V46H253ZM252 48V49H253ZM260 48V47H259ZM263 48H264V46H263ZM7 49V48H6ZM29 49V48H28ZM49 49V48H48ZM69 49V48H68ZM74 49V48H73ZM81 49V48H80ZM87 49H84V50H87ZM111 49V48H110ZM124 49V48H123ZM137 49V48H136ZM34 50V49H33ZM57 50V49H56ZM61 50H63V49H61ZM66 50V49H65ZM71 50V49H70ZM70 50H68V51H66V53L68 54L69 52H70ZM82 51H83V49H81ZM126 50V49H125ZM139 50L140 49H138V52H139ZM194 49L192 48V52H195L196 50H197V48H195V51H193ZM263 50V49H262ZM6 51V50H5ZM38 51V50H37ZM40 51V50H39ZM72 51V50H71ZM74 51V50H73ZM122 51V50H121ZM127 51H129L128 49H127ZM130 51H132V50H130ZM134 51V50H133ZM137 51V50H136ZM198 51H200V50H198ZM253 51H256V48H255V50H253ZM3 52V51H2ZM9 52V51H8ZM53 52V51H52ZM57 52V51H56ZM61 53H63L62 51H60ZM59 52V53H60ZM85 51H83V54H85L84 53ZM124 52L125 51H123V52H121L122 54H124ZM144 52H146V50H144ZM144 52H142L143 54H144ZM190 52V51H189ZM188 52V53H189ZM191 52V53H192ZM260 52H262L261 50H260ZM263 52H264V50H263ZM262 52V53H263ZM6 53V52H5ZM11 53V52H10ZM30 53V50H28V54H27V56L28 55H30L31 56V53ZM33 51H32V56H33ZM55 53V52H54ZM58 53V52H57ZM66 53H65V55H64V59H65V57H66ZM74 53H75V51H74ZM78 53V52H77ZM86 53H87V51H86ZM109 53V52H108ZM117 53V52H116ZM120 53V54H121ZM126 53V52H125ZM146 53H148V52H146ZM191 53H189L190 55H191ZM199 53V52H198ZM198 53H194V57H195V54H197V55H200V53L198 54ZM47 54H49V53H47ZM52 54V53H51ZM82 54V53H81ZM91 54H89V56H91ZM143 54H142V56H141V54H140V56L143 58ZM3 54L1 53V56H2ZM35 55V54H34ZM42 55V54H41ZM45 55V54H44ZM62 55V54H61ZM70 55V54H69ZM118 54H116V56H117ZM128 55V54H127ZM193 55V54H192ZM202 55H203V53H202ZM259 55V54H258ZM31 56V58H33ZM52 56V55H51ZM59 56H60V54H59ZM72 57H73V55H71ZM85 56V55H84ZM91 56V57H92ZM114 56V55H113ZM115 56V57H116ZM133 56V55H132ZM153 56V55H152ZM262 56V55H261ZM264 56V55H263ZM11 57V56H10ZM40 57V56H39ZM62 59H63V57L62 56H60ZM91 57H87V60H88V58L91 60ZM125 56L123 55V58H124ZM127 57V56H126ZM129 57V56H128ZM131 57V56H130ZM191 57V56H190ZM189 57V58H190ZM193 57V58H194ZM198 57V56H197ZM196 57V58H197ZM3 58V57H2ZM27 58V60H24V65H25V61H26V65H27V63H28V58L29 57H26ZM41 58H42V56H41ZM60 58V59H61ZM67 58H71L70 56H67ZM86 58V57H85ZM84 58V60H86ZM94 58V57H93ZM109 58H112V55H111V57H109ZM114 58V57H113ZM120 58V57H119ZM195 58V59H196ZM263 58V57H262ZM5 59V58H4ZM30 59V58H29ZM76 59V58H75ZM74 58H73V60H75ZM126 59V58H125ZM131 59H133V58H131ZM149 59V58H148ZM192 59V58H191ZM194 59V60H195ZM31 60V59H30ZM73 60H72V58H71V60L70 59H68V60H66L65 59V61L63 62V64L61 65V68H63L62 70L67 74V75H65V76H63V77H66V76H69L70 74H68V72L70 71L71 72V68H72V66H73ZM90 60H89V62H90ZM105 60H107L106 58H105ZM122 60H124V59H122L121 58V64H117V66H119V67H121V68H119V67H116L113 71H111V73L110 74H112V79H111V77L109 78V80L107 79L105 82H102V80L99 78L100 77V75H99V77H98V75L96 76V77H98L100 80V82L101 83H103L102 85L105 87V88H107L109 91H113V90H115V89H117V88H122V78H123V80L124 81H129V82H131V83H135V81L133 80V78L131 79V77L127 74V73H124V75H123V73H122ZM193 60V59H192ZM202 59H199V62L198 63H196L195 61H193L194 63H196L195 65H197V64H199L200 63V61H201ZM203 60H206L205 59V57H204V59ZM202 60V61H203ZM225 60V58L223 59V61ZM227 61H228V59H226ZM233 60H235V59H233ZM4 61V60H3ZM23 61V60H22ZM34 61V60H33ZM60 61V60H59ZM59 61H57L56 63L57 64H59L58 62ZM81 61V60H80ZM92 61V60H91ZM126 61H127V59H126ZM178 61H179V59H178ZM201 61V62H202ZM230 61H232V60H230ZM32 61H30V64H32L31 63ZM35 62V61H34ZM62 62V61H61ZM72 62V63H71ZM83 62V61H82ZM86 62V61H85ZM85 62H83V64L85 63ZM100 62L101 61H99V63H97L98 65L100 64ZM128 62V61H127ZM131 62H132V60H131ZM229 62V61H228ZM241 62V61H240ZM240 62H238L239 63V66H240ZM243 62V61H242ZM242 62H241V68H242ZM261 62H263V61H261ZM6 63V62H5ZM5 63L3 62V67H5ZM111 63V65H112V62H110ZM123 63H125L124 61H123ZM177 63L178 62H176V64L175 65H177ZM204 63H205V61H204ZM203 63V64H204ZM225 64H226V62H224ZM231 63H233V62H230V64ZM0 64H2V63H0ZM29 64V65H30ZM81 64V63H80ZM126 64V63H125ZM230 64H228V65H230ZM233 64H235V62L233 63ZM233 64H231V65H233ZM236 64H237V61H236ZM235 64V66L237 67V65ZM21 65H23V64H21ZM25 65V67H27L28 68V65L26 66ZM43 65H44V63H43ZM77 64L75 63V65H74V67L73 68H76L77 66H76ZM82 65V64H81ZM94 65H96V63L94 64ZM102 64H100V66H101ZM114 65L115 64H113V67H114ZM180 65V64H179ZM227 64H226V66L227 67H229ZM1 66V65H0ZM32 67H33V65H31ZM31 66H30V68H28V70L30 71L31 70ZM42 66V65H41ZM92 66V65H91ZM125 67H126V65H124ZM138 66V65H137ZM198 66V65H197ZM202 65H200V67H201ZM239 66L237 67V68H239ZM262 66V65H261ZM24 67V66H23ZM22 67V68H23ZM38 67H39V65H38ZM42 67H44V66H42ZM58 67H60V64L58 65ZM57 67V68H58ZM94 67V66H93ZM98 67V66H97ZM129 67V66H128ZM127 67V68H128ZM135 67H136V65H135ZM146 67V66H145ZM175 67V66H174ZM177 67V66H176ZM204 67V66H203ZM206 67H208V66H206ZM234 67V66H233ZM235 67V68H236ZM1 68V67H0ZM9 68V67H8ZM12 68V67H11ZM26 68V69H27ZM37 67H35V69H36ZM40 69H41V71L40 72H42V71H44V69H42L41 67H39ZM39 68H37V71H39L38 69ZM73 68H72V70H73ZM99 68V67H98ZM138 68V67H137ZM136 68V69H137ZM144 68V67H143ZM142 68V69H143ZM234 68V69H235ZM262 68H264V66L262 67ZM13 69V68H12ZM59 69V68H58ZM77 69H78V67H77ZM76 69V70H77ZM92 69V71H93V68H91ZM94 69H97V68H94ZM100 69H102V67L100 68ZM108 69V68H107ZM130 69V68H129ZM139 69H140V67H139ZM145 69V68H144ZM181 69V68H180ZM197 69H199V66L197 67ZM202 69V68H201ZM201 69H199V70H201ZM203 69H205V68H203ZM207 69V68H206ZM205 69V70H206ZM230 69V68H229ZM231 69H233L232 68V66H231ZM2 70H3V68H2ZM2 70H0V78L1 77H3V71ZM5 70V69H4ZM28 70H26L27 72H29ZM75 70V71H76ZM173 70H174V68H173ZM205 70H202V71H205ZM227 70V69H226ZM236 70V69H235ZM234 70V71H235ZM242 70L244 71L245 70V72H246V69H243L242 68ZM260 70H261V67H260ZM264 70V69H263ZM58 71H60V70H58ZM90 72V73H93V72ZM96 71H99L98 73L97 72H95V70H94V72L95 73H93V74H95L96 75V73L97 74H99L100 73V71L101 70H99V69H97ZM126 71H128L127 69H126ZM144 70H141V72H143ZM198 71V70H197ZM210 71V70H209ZM231 72H232V70H230ZM233 71V72H234ZM262 71V70H261ZM73 72V71H72ZM71 72V73H72ZM171 72V71H170ZM169 72V73H170ZM235 72H237V70L235 71ZM242 72V71H241ZM240 72V70H239V73H241ZM263 72V71H262ZM39 73V72H38ZM129 73V72H128ZM177 73V72H176ZM185 73V72H184ZM200 73H201V71H200ZM239 73H234V74H236V76H237V74H238V76L237 77H239L240 75L243 77V75L242 74H240L239 75ZM244 73V72H243ZM251 73V72H250ZM60 74V73H59ZM61 74H63L62 73V71H61ZM61 74H60V76H61ZM72 74H75L74 72L72 73ZM102 74V73H101ZM143 74V73H142ZM203 74L205 75L206 74V71H205V73L203 72ZM218 74V73H217ZM220 74V73H219ZM222 74V73H221ZM226 74V73H225ZM231 74H233V73H231ZM233 74V75H234ZM245 74V73H244ZM249 74V73H248ZM247 74V75H248ZM258 74V73H257ZM264 74V73H263ZM5 76H6V74H4ZM207 75V74H206ZM224 75V74H223ZM222 75V76H223ZM250 75V74H249ZM4 76V77H5ZM73 75H71V77L70 78H74V77H72ZM91 76H93V75H91ZM90 76V77H91ZM143 75H141V77H140V79H139V81L143 78L142 77ZM170 76V75H169ZM182 76H183V73H182ZM182 76H180V77H182ZM221 76V75H220ZM245 76V75H244ZM11 77V76H10ZM95 76H94V80H98L97 78H96ZM171 77V76H170ZM175 77H176V75H175ZM91 78V79H92ZM96 78V79H95ZM245 78V77H244ZM262 78H264V77H262ZM65 79H67V78H65ZM64 79V81H67L68 83H70L69 82V78L67 79V80H65ZM87 79H89V78H87ZM92 79V80H93ZM183 79V78H182ZM240 79V78H239ZM254 79V78H253ZM252 79V80H253ZM259 79H260V77H259ZM8 80V79H7ZM185 80V79H184ZM225 80H226V78H225ZM251 80V79H250ZM251 80V81H252ZM71 81V80H70ZM85 81V84H86V80H84ZM83 81V82H84ZM201 81V80H200ZM253 81H255V80H253ZM252 81V82H253ZM259 81H262L263 82V80H259ZM1 82H3V80L1 81ZM46 82V81H45ZM90 82V81H89ZM88 82V83H89ZM92 82V81H91ZM178 82H179V80H178ZM182 82H183V80H182ZM225 82V81H224ZM247 82L248 81H246V85H247V87L249 86V84H247ZM251 82V83H252ZM7 83H9L10 84V82H7ZM6 83V84H7ZM47 83V82H46ZM93 83V82H92ZM91 83V84H92ZM95 83V82H94ZM97 83V82H96ZM99 83V82H98ZM97 83V84H98ZM218 83V80H217V82H216V84ZM226 84H227V81L225 82ZM224 83V85H226ZM5 84V83H4ZM62 84V83H61ZM64 84V83H63ZM66 84V83H65ZM90 84V83H89ZM89 84H88V86H89ZM90 84V85H91ZM179 84V83H178ZM199 84H200V82H199ZM252 84H254V82L252 83ZM255 84H257L256 82H255ZM264 84V83H263ZM1 85V84H0ZM8 85V84H7ZM99 85V84H98ZM176 85V84H175ZM214 85V84H213ZM217 85H219L220 86V84H217ZM62 86H64V85H62ZM69 86V85H68ZM86 86V85H85ZM93 86V85H92ZM200 86V85H199ZM251 86V85H250ZM249 86V87H250ZM258 86H259V82H258ZM262 85H261V83H260V89H263L262 87H261ZM2 87V86H1ZM6 87V86H5ZM8 87V86H7ZM42 87V86H41ZM66 87V86H65ZM87 87V86H86ZM97 87V86H96ZM206 87V89L208 90V86H205ZM214 87H217V86H214ZM255 87V86H254ZM259 87H258V89H259ZM264 87V86H263ZM10 88V87H9ZM70 88H72V86L70 87ZM91 88V87H90ZM98 88V87H97ZM128 88V87H127ZM198 88V87H197ZM196 88V89H197ZM200 88V87H199ZM0 89H3V87L2 88H0ZM88 89H89V87H88ZM93 89V88H92ZM92 89H89V90H92ZM103 89V88H102ZM195 89V90H196ZM202 90H205L206 92H207V90L206 89H203V88H201ZM201 89L199 90V92L201 91ZM248 89H250V88H248ZM251 89H252V87H251ZM10 90H11V88H10ZM63 90V89H62ZM66 90V89H65ZM64 90V91H65ZM75 90V89H74ZM85 90H87L86 88H85ZM174 90V89H173ZM198 90V89H197ZM216 90V89H215ZM220 90V89H219ZM219 90H218V88H217V90L216 91H218L219 92ZM226 90V89H225ZM253 90H255L254 88H253ZM28 91V90H27ZM61 91V90H60ZM73 91V90H72ZM96 91V90H95ZM103 91V93H104V91H105V89L104 90H102ZM204 91V92H205ZM212 91V90H211ZM210 91V92H211ZM221 91V90H220ZM250 91V90H249ZM256 91V90H255ZM258 91V90H257ZM257 91L255 92V93H257ZM260 91V90H259ZM6 93V91H2L1 90V92H0V101L2 102L5 98H6V95L8 94H6L5 95V93ZM80 92V91H79ZM78 92V93H79ZM89 92V91H88ZM196 92L197 93H199L198 91H195V93L194 94H196ZM226 92V91H225ZM261 93H262V90L260 91ZM263 92H264V89H263ZM11 93V92H10ZM44 93V92H43ZM65 93V92H64ZM82 93V92H81ZM90 93V92H89ZM88 93V94H89ZM106 93H109V92H106ZM124 93H125V91H124ZM220 93V92H219ZM250 93H251V91H250ZM259 93V92H258ZM261 93H260V96H261ZM91 94H93L92 92H91ZM90 94V95H91ZM100 94H102L101 92H100ZM203 93H201V95H202ZM205 94V93H204ZM203 94V95H204ZM213 94V93H212ZM221 94V93H220ZM222 94H224L223 92H222ZM32 95V94H31ZM77 95V94H76ZM79 95V94H78ZM77 95V96H78ZM83 95H84V93H83ZM111 95H112V93H111ZM207 95V94H206ZM206 95H204V98H205V100H206ZM214 95H216L215 94V92H214ZM251 95H252V93H251ZM262 95L264 96V94L262 93ZM20 96V95H19ZM86 96V95H85ZM103 96L104 95H102V97L101 98H103ZM200 96V95H199ZM198 96V97H199ZM210 97V95L208 94L207 95V97ZM253 96V95H252ZM257 96H259V95H257ZM30 97V96H29ZM32 97V96H31ZM30 97V98H31ZM63 97V96H62ZM64 97H66V96H64ZM63 97V98H64ZM79 97V96H78ZM114 97H115V95H114ZM119 97V96H118ZM124 96H122V98H123ZM198 97H196V98H198ZM214 97V96H213ZM224 97V96H223ZM16 98V97H15ZM98 98V97H97ZM113 98V97H112ZM116 98V97H115ZM217 98H218V101H219V99H221V98H219L218 96H217ZM227 97H225V99H226ZM254 98V97H253ZM252 98V99H253ZM262 97H260V100L262 101V99H261ZM33 99V98H32ZM64 99H66V98H64ZM63 99V100H64ZM72 100L74 99V98H71ZM85 99V98H84ZM105 99V98H104ZM117 99H119V98H117ZM124 99V98H123ZM199 99V98H198ZM197 99V100H198ZM208 99V98H207ZM211 99V98H210ZM31 100V99H30ZM74 100H76V99H74ZM111 100V99H110ZM116 100V99H115ZM120 100V99H119ZM209 100V99H208ZM259 100V101H260ZM43 101V100H42ZM87 101L88 102H90V104H91V101H89L88 99L86 100V103L85 104H87ZM103 101V100H102ZM112 101H113V99H112ZM121 101V100H120ZM201 101H203V99L201 100ZM213 103H215V101H216V98L214 99L213 98ZM216 102L215 104L216 105H218V103L219 102H221V100L219 101V102ZM224 101H226V100H224ZM253 101L254 102H256V100L255 99H253ZM41 102V101H40ZM67 102V101H66ZM75 102H77V100L75 101ZM105 102V101H104ZM110 102V101H109ZM117 102V100L115 101V103ZM119 102V101H118ZM200 102V101H199ZM199 102H198V104H199ZM204 102V101H203ZM202 102V103H203ZM209 102V101H208ZM211 102V104L213 105V103H212V101H210ZM253 102V103H254ZM3 103V102H2ZM1 103V104H2ZM26 103H27V101H26ZM65 103V102H64ZM68 103V102H67ZM66 103V104H67ZM74 103V102H73ZM81 103H82V101H81ZM84 103V102H83ZM82 103V104H83ZM197 103V102H196ZM201 103V102H200ZM201 103V104H202ZM261 103V102H260ZM259 103V105H261ZM39 104V103H38ZM72 104V103H71ZM77 104H79V103H77ZM81 104V105H82ZM110 104H113L112 102L110 103ZM121 104V103H120ZM194 104V103H193ZM201 104H199V107L201 106ZM204 104H205V102H204ZM203 104V105H204ZM214 104V105H215ZM222 104H224V103H222ZM255 104V103H254ZM256 104H257V102H256ZM255 104V105H256ZM40 105V104H39ZM38 105V106H39ZM62 105V104H61ZM69 105V104H68ZM89 105V104H88ZM92 105V104H91ZM105 105V104H104ZM206 105V104H205ZM207 105H208V103H207ZM215 105V107L217 108V106ZM219 105H221V104H219ZM263 105H264V103H263ZM25 106V105H24ZM37 106V107H38ZM60 106V105H59ZM73 106H75L74 104H73ZM90 106V105H89ZM101 106V105H100ZM106 106V105H105ZM108 106V105H107ZM211 106V105H210ZM224 106V105H223ZM234 106V105H233ZM1 107V106H0ZM69 107V106H68ZM76 107H78V106H76ZM92 106H90V108H91ZM94 107V106H93ZM193 107H194V105H193ZM197 108H199L198 106H196ZM203 107H205V106H202L201 107V110L203 111ZM213 107V106H212ZM214 107V108H215ZM218 107H220V106H218ZM239 108L241 107L242 108V104H241V106H238ZM264 107V106H263ZM262 107V108H263ZM15 108V107H14ZM13 108V109H14ZM28 108V107H27ZM27 108H26V110L24 111V114H25V112L27 111ZM40 108V107H39ZM39 108H38V110H39ZM102 108H103V106H102ZM102 108H99V109H102ZM215 108V109H216ZM221 108V110L223 109L222 108V106L220 107ZM233 108V107H232ZM259 108V107H258ZM257 108V109H258ZM20 109V108H19ZM81 109V108H80ZM80 109H79V114H80ZM92 109V108H91ZM94 109H96V108H94ZM200 109V108H199ZM205 109H207V108H205ZM204 109V110H205ZM214 109V110H215ZM259 109H261V107L259 108ZM258 109V110H259ZM4 110V109H3ZM31 110V109H30ZM65 110V109H64ZM87 110V109H86ZM97 110V109H96ZM197 111H198V109H196ZM200 110V111H201ZM210 110V109H209ZM211 110H213L212 108H211ZM211 110H210V115L207 113V112H200V113H202V114H199V115H205V113H207L209 116H211ZM217 110H219L218 108H217ZM216 110V111H217ZM232 110H234V109H232ZM238 110V109H237ZM241 110V109H240ZM239 110V111H240ZM242 110L244 111V109L242 108ZM241 110V112H243ZM261 110H264V109H261ZM22 111H23V109H22ZM61 111H63V110H60V113H62L63 114V112H61ZM72 112H73V110H71ZM82 111V110H81ZM101 111V110H100ZM206 111V110H205ZM28 112H29V109H28ZM37 112V111H36ZM36 112H34L35 114H36ZM88 113H89V110L87 111ZM92 112V111H91ZM99 112V111H98ZM209 112V111H208ZM212 112H214V111H212ZM218 112V111H217ZM216 112V113H217ZM223 111H221V113H222ZM259 112V111H258ZM27 113V112H26ZM34 113H32V114H34ZM65 113V112H64ZM93 113V112H92ZM91 113V114H92ZM95 114H96V111L94 112ZM93 113V114H94ZM232 113V112H231ZM260 113H263V112H260ZM4 114V113H3ZM31 114V112H30V115H32ZM37 114H38V112H37ZM67 114V113H66ZM73 114V113H72ZM74 114H76V113H74ZM78 114V113H77ZM82 115H81V117L83 116V113H81ZM90 114V113H89ZM97 114H99V113H97ZM223 114H224V112H223ZM236 114V113H235ZM246 114H247V116H248V113H247V111H246ZM255 114H257L258 116H262V114L260 115L259 113H255ZM11 115H15L13 112H12V114ZM20 115V114H19ZM29 115V116H30ZM85 115H87V114H85ZM197 115H198V113H197ZM198 115V116H199ZM203 115V116H204ZM214 115H215V113H214ZM217 115V114H216ZM219 115H220V113H219ZM229 115V114H228ZM233 115H234V112H233ZM6 116V115H5ZM8 116H10V114H8ZM27 115L25 114V117H26ZM74 116V115H73ZM76 116V115H75ZM80 116V115H79ZM78 116V117H79ZM89 116H93V115H88V117ZM203 116L201 117V118H203ZM208 116V117H209ZM235 116V115H234ZM243 116H245V115H243ZM33 117V116H32ZM77 117V116H76ZM76 117H75V119H76ZM86 117V116H85ZM207 116L205 117L204 116V118H208ZM215 117H218V116H215ZM232 117V116H231ZM250 117H252V114H251V116ZM13 118V122H14V117L13 116H11V119ZM27 118H29V117H27ZM90 118V117H89ZM120 118H122V116L120 117ZM203 118V120L202 119H200V120H202L203 122H204V124H205V119ZM213 118V117H212ZM211 118V119H212ZM222 119L221 118V116L220 117H218V119ZM224 118V117H223ZM237 118V117H236ZM245 117H243L242 119H244ZM0 119H2L1 118V110H0ZM7 119V118H6ZM9 119H10V117H9ZM8 119V120H9ZM208 119H210V118H208ZM215 119V118H214ZM214 119H212V121H214ZM217 119V120H218ZM219 119V120H220ZM226 119V118H225ZM228 119V118H227ZM232 119H233V117H232ZM231 119V120H232ZM254 119V118H253ZM20 120V119H19ZM22 120V119H21ZM78 120V119H77ZM81 120H84L83 118L81 119ZM85 120H87V119H85ZM84 120V121H85ZM122 120V119H121ZM216 120V121H217ZM218 120V122H220ZM236 120V119H235ZM235 120H234V123L236 124V122H235ZM245 120H247V117H246V119ZM250 120V119H249ZM11 121V120H10ZM10 121H8L7 123L5 122L4 124H7V125H10V124H8ZM11 121V125H10V127L9 128H12L13 126H14V123ZM32 121H34V117H33V120ZM35 121H36V119H35ZM34 121V122H35ZM38 121V120H37ZM42 121V120H41ZM79 121V120H78ZM209 121V120H208ZM208 121H206L207 123H208ZM238 121H241V119L240 120H238ZM248 121V120H247ZM254 120H252V122H253ZM1 122V121H0ZM20 122H22L23 123V120L22 121H20ZM25 122V121H24ZM224 122H226V121H224L223 120V123ZM232 122H233V120H232ZM245 122V121H244ZM244 122H242V125H243V123ZM250 122H251V120H250ZM62 123H63V121H62ZM121 123V122H120ZM234 123H233V125H234ZM254 123H257L258 124V122H254ZM15 124H17V126H18V124H19V122L17 121V123H15ZM41 124V123H40ZM208 124H210V123H208ZM208 124H207V126L206 127H208ZM212 124V123H211ZM220 124H222V121H221V123H218V125H220ZM226 124V123H225ZM230 124H231V122H230ZM238 124V123H237ZM237 124H236V126H237ZM241 124V123H240ZM248 124V123H247ZM247 124H246V126H247ZM33 126H35V124L33 123L32 124ZM72 125V124H71ZM223 125V124H222ZM244 125H245V123H244ZM251 125H252V123H251ZM251 125H248V127H251ZM2 126V125H1ZM12 126V127H11ZM26 126H27V124H26ZM205 126V125H204ZM211 126V125H210ZM213 126H215V124L213 123ZM213 126H211V128H214ZM224 126V125H223ZM223 126H221V128H223ZM227 126H229V122H228V124H227ZM226 126V127H227ZM232 126V125H231ZM4 127V126H3ZM70 127V126H69ZM205 127V128H206ZM220 127V126H219ZM218 126H217V128H219ZM225 127V126H224ZM230 127V126H229ZM233 127V126H232ZM239 127H241V125H239ZM2 127H0V129H1ZM5 128H6V126H5ZM9 128H7L8 130H9ZM15 128H16V125H15ZM14 128V129H15ZM23 128V127H22ZM28 128H29V125H28ZM35 128V127H34ZM54 128V127H53ZM67 128H68V126H67ZM210 128V130H212ZM216 127H215V129H217ZM228 128V127H227ZM231 128V127H230ZM247 128V127H246ZM252 128V127H251ZM6 129V130H7ZM14 129L12 128L11 129V131L13 130L14 131ZM23 129H25V128H23ZM75 129V128H74ZM73 129V130H74ZM207 129H209V128H206V131H209V130H207ZM225 129V128H224ZM223 129V130H224ZM233 129L235 130L236 128H235V126L233 127ZM239 128H238V126H237V129L235 130V131H237ZM255 129V128H254ZM7 130V132H8V134H9V131ZM16 130H20V129H15V131L14 132H16ZM30 130V129H29ZM227 130H229V128L227 129ZM241 130H245V128L244 129H241ZM250 130V129H249ZM1 131V130H0ZM3 131H5L4 129H3ZM53 131H55V130H53ZM59 131V130H58ZM62 131H65V130H63L62 129ZM220 131V130H219ZM219 131H217V133L219 132ZM224 131H226V129L224 130ZM222 132V133H226L227 134V132L228 131H226V132ZM231 131V130H230ZM229 131V132H230ZM254 131V130H253ZM13 132V133H14ZM66 132V131H65ZM65 132H63V135H65V134H67L66 136H68V133H65ZM212 132H214V134H215V132L216 131H213L212 130ZM211 131H209V133H211V134H213ZM221 132V131H220ZM219 132V133H220ZM237 132H239V131H237ZM241 132V131H240ZM247 132V131H246ZM255 132V131H254ZM253 132V133H254ZM13 133H11L12 135V138L11 139H4V140H6L5 141V143H0V181L1 180H5V183L4 184H6V181L8 182V184L7 185H9V183H10V187H9V190H11L12 188H13V190L15 191V193H14V195H13V197L11 196V198L12 199H14L15 200V204H14V206H13V208H12V210H10V213H9V216H8V218H9V224H8V222L5 224V227H4V232H6L7 234H13V235H15V240L13 239V241H12V243H10V242H8V245H9V247L7 248L6 247V253L8 252L9 254L7 255V259H8V261H6V263L5 264H39V260L42 258V256L44 255H46V253H50V252H52V251H54L55 249H57L58 250V252L56 253V255L55 256H53V258L51 259V261H50V264H76V263H79V264H97V263H95L92 259L93 258H96V259H100V262H98L99 264H185V263H188V264H194L190 259H188L187 257H186V254H185V251H183V250H181V247H187V242H186V239H187V237H188V235L190 236L192 233H194L195 231H197V228H198V226H199V224H200V221H201V218H200V213L198 212V204H197V200L196 201H194V197H192L191 196V200H190V202H189V204H187L186 205V207L184 208V209H182L183 211H180V210H177V206L179 205L178 203H179V201L182 199V191H183V188L180 186V183L178 182V181H180L179 180V178H178V180L177 181H174V182H172V183H170L171 185V190L173 191V193H174V199L172 200L173 201V204H172V201H171V204L172 205H169L168 204V202H167V204H168V206L167 205H165L164 204V200H162L161 198H163V197H160L158 200H162V204L161 205H159L158 206V214L156 215V216H154L153 215V213H152V216L150 215L149 216V214H146L148 211H147V209H145V211H147L146 213L143 211V209H141V204H140V201H139V199H138V195H136L135 194V192L134 191H130V187H128V186H126V185H128V181H130V180H127L126 178L128 177V176H131V173H132V171L131 170H133V169H131L130 168V171L127 169H124V170H122V168H124L122 165L121 166H117L116 165V168L118 167V169H117V173L118 174H120V175H118V176H120V177H118V176H116L114 173H115V168L113 167V166H111V164H109V162L108 163H99L98 162V164L99 165H96V166H98L97 167V170H96V166H93V168L95 167V171H97L95 174L97 175H100L101 176V178H102V180H103V182H102V185L104 186V188L102 187V186H100V187H102V189L103 190H98L99 192H100V194H99V196H100V199H101V203L102 204H100V205H102L101 207L103 208L104 207V210H105V222H106V225H107V228L105 229L104 227L103 228H94L90 223H89V221H91L90 219H88V217H87V219H86V217L84 216L85 215V203H86V201L85 200H87V198H90V196L89 195H87L85 192H84V190H83V187H82V179L81 180H78L77 178H76V180H78L77 181V183H79L78 185H79V187H78V195L75 197V200H73V210H72V212L71 213H74V216H73V218H72V216L70 217V218H72L73 219V221H74V223H75V225H74V227L73 228H71L70 227V229H73V230H70L69 229V231H71L70 233H64V234H56L55 233V231H54V233H55V235L53 234V236L52 237H48L47 238V240H43L42 241V243L41 244H39V245H29V246H25V245H23V244H25L26 242H21L19 239L21 238V237H23L24 238V236H25V234H27L28 235V232H29V234H30V224L32 223V221L33 220H36V218H35V214H34V212H35V206H34V204H33V202H32V200H33V198H34V200L35 199H37L38 200V198L39 197H41V196H39V195H32L31 194V192H30V186H29V183H26V180L25 181H23V182H21L20 181V178L21 177H23L22 176V172H21V170L23 171V169H21V167H19L20 166V164H19V159L20 160H22L21 158H19V156L18 155H16L17 154V152H19V151H21V150H23L22 148H21V146H19L18 144L19 143H21V141H23V140H21V135L22 134H19V135H17L16 133L15 134H13ZM23 133V132H22ZM61 133V132H60ZM235 133V132H234ZM6 134V132L5 133H3V134H1V135H5ZM23 134H25V133H23ZM210 134V135H211ZM229 134V133H228ZM227 134V135H228ZM236 134V133H235ZM10 135V134H9ZM216 135V134H215ZM232 135V134H231ZM237 135V134H236ZM10 136V137H11ZM23 136H25V135H23ZM65 136V138H70L69 136L68 137H66ZM218 136V135H217ZM252 136H253V134L251 135V139H254V137L252 138ZM263 136V135H262ZM7 137V136H6ZM9 137V136H8ZM26 137V136H25ZM63 137V136H62ZM72 137V136H71ZM80 137H81V135H80ZM112 137V136H111ZM114 138H115V136H113ZM118 137H122V136H118ZM118 137H116V139H118ZM215 137V136H214ZM239 137V136H238ZM0 138H2V137H0ZM27 138V137H26ZM49 138V137H48ZM48 138H47V140H48ZM100 138V137H99ZM227 138H228V136H227ZM229 138H231V136L229 137ZM25 139V138H24ZM49 139H51V138H49ZM217 138H215V140H216ZM232 139V138H231ZM257 139V138H256ZM33 140V139H32ZM59 140H61V139H59ZM74 140V139H73ZM113 140V139H112ZM120 140V139H119ZM121 140H122V142H123V139L121 138ZM0 142H1V140H0ZM4 142V141H3ZM12 142V144H14V147L12 148V150H11V146L9 145L10 143ZM24 142H26V141H24ZM32 142V141H31ZM34 142V141H33ZM50 142V141H49ZM64 142V141H63ZM68 142H69V139H68ZM74 142V141H73ZM104 142V141H103ZM103 142H101V143H103ZM113 142H118V140H116L115 141V139H114V141H112V143ZM120 143H121V141H119ZM118 142V143H119ZM255 142V141H254ZM256 142H258L257 140H256ZM54 144V142H53V140L51 141V143L50 144ZM111 143V144H112ZM221 143V142H220ZM245 143V142H244ZM21 144H24V143H21ZM20 144V145H21ZM64 144V143H63ZM124 143H121V144H119V148L121 149V147L120 146H122ZM240 143H238V146H241V145H239ZM24 145H27V144H24ZM113 145V144H112ZM244 145V144H243ZM31 146V145H30ZM29 146V147H30ZM68 146V145H67ZM114 146H115V148H116V150L118 149V146L116 145V144H114ZM114 146H112V147H114ZM177 146H179V145H177ZM24 147V146H23ZM26 147V146H25ZM50 149H54L55 148V146L53 147V148H51V145L50 146H48ZM106 147V146H105ZM41 149H43L42 147H40ZM69 148H71V147H69ZM73 148V147H72ZM35 149V148H34ZM41 149L38 151V152H40L41 151ZM46 149V148H45ZM56 149V148H55ZM62 149V148H61ZM103 149H104V147H103ZM128 149V148H127ZM176 147H175V151H176ZM179 150H180V148H178ZM25 150V149H24ZM31 150H32V148H31ZM99 150V149H98ZM112 150H114V149H112ZM115 150V151H116ZM123 150V149H122ZM146 150V149H145ZM178 150V151H179ZM100 151V150H99ZM103 151V150H102ZM114 151V153H116L117 151H119V150H117L116 152ZM25 152V151H24ZM50 152H51V150H50ZM73 152V151H72ZM111 152V151H110ZM126 152H128V150L126 151ZM146 152L147 151H145V153L143 152V154H146ZM27 153V152H26ZM52 153H54V154H56V153H58V152H52ZM52 153H50V154H52ZM67 153V152H66ZM106 153H108L109 154V152H106ZM184 153V152H183ZM33 154H34V152H33ZM40 154V153H39ZM43 154V153H42ZM54 154H53V157H54ZM71 154V153H70ZM175 154H178V152L177 153H175ZM181 154V152L178 154V155H180ZM45 155H46V153H45ZM80 155V154H79ZM103 155V154H102ZM110 155V154H109ZM109 155H108V157H109ZM116 155H118V154H116ZM126 155H128V153L126 154ZM126 155H124V156H126ZM129 155H130V153H129ZM25 156V155H24ZM27 156V155H26ZM49 155H47V156H45V158H46V160L48 161V159H47V157H48ZM58 156H59V159H60V157L62 156L61 154L59 155L58 154ZM57 155H56V157H58ZM68 156L69 155H67L66 157L68 158ZM93 156H95L94 154H93ZM113 157H112V161L111 162H114L113 161V158L115 159V157H114V155H112ZM29 157V156H28ZM50 157V156H49ZM51 157H52V155H51ZM96 157H100L99 155L98 156H96ZM127 157V156H126ZM132 157H134V156H132ZM131 157V158H132ZM173 157V156H172ZM177 158H178V156H176ZM175 157V158H176ZM185 155L183 156V158L185 159ZM189 157V155H187V158ZM33 158V157H32ZM62 158V157H61ZM67 158H64V159H67ZM73 158V157H72ZM120 158V157H119ZM128 159V160H132V159ZM187 158H186V160H187ZM23 159H25V158H23ZM30 159H31V157H30ZM56 159V158H55ZM64 159H62L61 161L63 162L64 161ZM78 159V158H77ZM95 160H98V159H96V158H94ZM110 159V158H109ZM108 159V160H109ZM141 159V158H140ZM180 159V158H179ZM27 160H29V159H27ZM27 160H26V162H27ZM51 160V163H53L52 162V159H50ZM68 160V159H67ZM100 160V159H99ZM116 160V159H115ZM127 160V161H128ZM134 160V159H133ZM139 160V159H138ZM183 160V159H182ZM185 160V161H186ZM30 161V160H29ZM46 161V162H47ZM53 161H54V159H53ZM59 161V160H58ZM61 161H60V163H61ZM66 161V160H65ZM69 162H71V157H70V159L68 160ZM68 161H66L67 163H68ZM101 161V160H100ZM130 161H129V163H130ZM136 161V160H135ZM139 161H142V159L141 160H139ZM174 161V160H173ZM177 161H178V159H177ZM180 161H181V159H180ZM180 161H178V162H180ZM187 161H189V160H187ZM49 163H48V171L47 172H49V173H55L56 174V171H55V168H54V166L53 165H55V164H51L50 163V161H48ZM115 162H117V161H115ZM120 162V161H119ZM133 162V161H132ZM131 162V163H132ZM137 162V161H136ZM175 162V161H174ZM184 162V161H183ZM28 163V162H27ZM31 163V162H30ZM118 163V162H117ZM123 163H124V161H123ZM141 163V162H140ZM140 163H138V164H140ZM176 163V162H175ZM181 163V162H180ZM179 163V164H180ZM187 163V162H186ZM34 164V163H33ZM113 164V163H112ZM120 164V163H119ZM126 163H124V165H125ZM135 164V163H134ZM178 164V163H177ZM179 164H178V166H179ZM185 164V163H184ZM23 165H25L24 164V162H23ZM94 165V164H93ZM181 165H182V163H181ZM187 165L189 166V164L187 163ZM186 165V166H187ZM29 166V165H28ZM78 166V165H77ZM173 166V165H172ZM177 166V165H176ZM185 166V165H184ZM187 166V167H188ZM26 167V166H25ZM56 167V166H55ZM63 167V166H62ZM65 167V166H64ZM79 167V166H78ZM78 167H77V169H78ZM130 167H131V164H130ZM135 167V166H134ZM66 168V167H65ZM65 168H63L64 170H63V172L64 171H66L65 170ZM185 168V167H184ZM189 168V167H188ZM191 168V167H190ZM190 168H189V170H190ZM58 169V168H57ZM56 169V170H57ZM62 168H60V169H58V171L59 170H61ZM135 169H136V167H135ZM138 169V168H137ZM180 170H181V168H179ZM176 170H177V168H176ZM175 170V171H176ZM184 169H182V171H183ZM185 170H186V172H187V169L185 168ZM188 170V171H189ZM55 171V172H54ZM70 171V170H69ZM179 171V170H178ZM24 172V171H23ZM162 172V171H161ZM184 172V171H183ZM68 173L69 172H67V173H65L64 172V174H67V176H68ZM81 173V172H80ZM83 173V172H82ZM139 173H141V172H139ZM168 173V172H167ZM54 174V175H55ZM60 174H62L63 176H65L62 172L60 173L59 172V175ZM94 174V173H93ZM135 174V172L134 173H132V177L131 178H133V175ZM163 174V173H162ZM166 174V173H165ZM178 174V173H177ZM176 174V175H177ZM182 174V173H181ZM40 175V174H39ZM81 175V174H80ZM98 175H97V177H98ZM139 175V174H138ZM26 176V175H25ZM30 176V175H29ZM62 176V177H63ZM67 176H65L62 180H64ZM122 176H124L125 177V179L126 180H122ZM135 176H137V174L135 175ZM164 176V175H163ZM168 176V175H167ZM175 176V175H174ZM41 177V176H40ZM53 177V176H52ZM55 177H59V176H55ZM73 177V176H72ZM138 178H140L139 176H137ZM137 177H135V178H137ZM169 177V176H168ZM173 177V176H172ZM179 177H181V175H179ZM99 178V177H98ZM130 177H129V179H131ZM134 178V179H135ZM159 178V177H158ZM166 178V177H165ZM23 179H25V177L23 178ZM38 179H40L39 178V176H38ZM43 179V178H42ZM45 179V178H44ZM49 179V178H48ZM54 180H55V178H53ZM60 179V178H59ZM73 179V178H72ZM89 179V178H88ZM159 179H161V178H159ZM173 179H175V178H173ZM35 180V179H34ZM51 180V179H50ZM54 180H52V181H54ZM56 180H57V178H56ZM55 180V181H56ZM68 180H69V178H68ZM68 180H66L65 181V184L67 185V187L69 188V187H72L73 186V183L72 182H68ZM101 180V179H100ZM168 180H169V178H168ZM167 180V181H168ZM171 180V179H170ZM192 180V179H191ZM190 180V181H191ZM44 182H42L43 183V187L42 188H39V189H43V192H45L46 193V195H47V198H48V196L50 195V192H51V188H53V187H51L50 188V186H48L49 184H47V182H46V180H43ZM49 181V180H48ZM58 181V180H57ZM61 181V180H60ZM60 181H59V183H60ZM70 181V180H69ZM72 181V180H71ZM155 181H157V180H155ZM164 181V179H161L160 180V182H163ZM166 181V182H167ZM194 181V180H193ZM193 181H191L192 183H193ZM196 181V180H195ZM28 182V181H27ZM40 182H41V180H40ZM159 182V181H158ZM183 182V181H182ZM216 182V181H215ZM3 183V182H2ZM38 183V182H37ZM49 183V182H48ZM51 183V182H50ZM76 183V184H77ZM94 183V182H93ZM129 183H131V181L129 182ZM195 183V182H194ZM52 184V183H51ZM54 184V183H53ZM58 184V183H57ZM63 184V183H62ZM196 184V183H195ZM223 184V183H222ZM39 186H40V184H38ZM42 185V184H41ZM60 185H61V183H60ZM66 185H65V187H66ZM131 185H132V183H131ZM161 185V184H160ZM166 185H167V183H165V187H166ZM183 185V184H182ZM208 185V184H207ZM210 185V184H209ZM224 185V184H223ZM34 186V185H33ZM38 186V187H39ZM87 186V185H86ZM126 186V187H125ZM130 186V185H129ZM191 186H192V184H190V188H191ZM195 186V185H194ZM8 187V186H7ZM12 187V188H11ZM18 187H20L21 188V191L20 192H16V190H17V188ZM58 187V186H57ZM62 187H63V185H62ZM61 187V188H62ZM77 187V186H76ZM76 187H72V188H69V190L70 191H74L75 190V188ZM36 188H37V186H36ZM35 188V189H36ZM56 188V187H55ZM60 188V187H59ZM60 188V189H61ZM67 188V189H68ZM134 188V187H133ZM227 188V187H226ZM34 189V188H33ZM54 189V188H53ZM66 189V188H65ZM66 189V190H67ZM95 189V188H94ZM96 189H98V187H96ZM192 189H193V187H192ZM207 189V188H206ZM205 189V190H206ZM56 191H57V189H55ZM64 190V189H63ZM167 190V189H166ZM166 190H165V193H166ZM170 190V189H169ZM211 190V189H210ZM41 191V190H40ZM87 191V190H86ZM195 192H197L196 191V189L194 190ZM208 191V190H207ZM207 191L205 192V193H207ZM221 191H223V190H221ZM225 191V190H224ZM230 191V190H229ZM245 191L247 192V190L245 189ZM39 192V191H38ZM38 192H36V193H38ZM55 192V191H54ZM61 192V191H60ZM59 192V193H60ZM65 191H63V193H64ZM96 192V191H95ZM168 192V191H167ZM212 192V191H211ZM226 192L228 193V189L226 190ZM231 192V191H230ZM245 192V193H246ZM162 193H164V190H163V192ZM185 193V192H184ZM199 193V192H198ZM244 193V189L243 190H240V189H233V192H232V196L231 197H229L230 198V201L232 202V203H234L233 205H234V207L236 208V211H239L240 212V214H243V216H245L248 220H249V218L251 217V211L249 212L248 211V208L250 209V206H248L246 203H244L247 199H246V194ZM12 194V193H11ZM67 194H69L68 192H67ZM67 194H64V195H67ZM97 194V193H96ZM195 195H197V193H194ZM208 194V193H207ZM215 194V193H214ZM226 194V193H225ZM231 194V193H230ZM42 196H43V194H41ZM61 195V194H60ZM184 195V194H183ZM210 195V194H209ZM223 195V194H222ZM58 196V195H57ZM165 196H167V194L165 195ZM227 196H228V194H227ZM227 196H226V198H227ZM38 197V198H37ZM65 197H67V196H65ZM98 197V196H97ZM169 197V196H168ZM198 197H200V195L199 196H197L196 198H198ZM207 196H205V198H206ZM218 197V196H217ZM217 197H215L216 199H217ZM223 196H221V198H222ZM42 198V197H41ZM40 198V199H41ZM45 198H46V196H45ZM224 198V197H223ZM52 199V198H51ZM60 199H61V197H60ZM64 199V198H63ZM62 199V200H63ZM91 199V198H90ZM99 199V200H100ZM164 199V198H163ZM166 199H167V197H166ZM199 199V198H198ZM209 199V198H208ZM43 200L45 201V199H44V197L42 198V202H43ZM210 201H212L211 199H209ZM215 200V199H214ZM218 200V199H217ZM224 200V199H223ZM13 201V200H12ZM48 201V200H47ZM51 201V200H50ZM54 201V200H53ZM57 201V200H56ZM169 201H170V199H169ZM210 201L208 202V206L210 207V206H214V207H216L214 204H213V202H212V204L213 205H209V203H210ZM228 201V200H227ZM62 202V201H61ZM60 202V203H61ZM199 202V201H198ZM217 202V201H216ZM44 204V203H43ZM61 204H63V203H61ZM158 204H159V202H158ZM178 204V205H177ZM211 204V203H210ZM222 204V203H221ZM221 204H218L217 205V207L216 208H218V206L220 207V205ZM19 205V210H16V211H14V207H16V206H18ZM41 205V204H40ZM180 205H181V203H180ZM230 205V204H229ZM250 205V204H249ZM56 207V203H55V205H54V208ZM57 207H59V206H57ZM61 207H62V205H61ZM60 207V208H61ZM212 207H211V209H212ZM213 207V208H214ZM222 207V206H221ZM224 207V206H223ZM222 207V208H223ZM228 207V206H227ZM53 208V207H52ZM59 208V209H60ZM145 208V207H144ZM221 208V209H222ZM44 210H45V214L47 213L48 214V211H47V209H46V202H45V206H44V208H43ZM171 209V210H170ZM215 209V208H214ZM213 209V210H214ZM219 209V208H218ZM227 209V208H226ZM231 209V208H230ZM48 210H49V208H48ZM54 210V209H53ZM61 210V209H60ZM172 211L171 213H172V217H170V219H168L167 221L169 222V224L171 225L170 227H171V233L168 235L167 233H165V227H166V221L164 220L165 218L167 219V217H168V215H167V217L165 216L167 213V211ZM55 211H56V209H55ZM209 211H211V210H209ZM222 211H224L225 212V210L223 209ZM228 211V210H227ZM57 212H59V211H57ZM213 213H215L214 211H212ZM217 212H218V210H217ZM231 212V211H230ZM239 212H237L238 214H239ZM51 213H52V211H51ZM88 214H89V212H87ZM219 213V212H218ZM217 213V214H218ZM220 213H222V212H220ZM228 213V212H227ZM57 214H60V212L59 213H57ZM57 214L56 215H51L50 214V216H48V217H46V216H44L43 218H42V220H44V222H47V223H49L48 221H50L51 222V224H52V226H54V227H56V225H55V223H56V221H57V218H56V216H57ZM95 214V213H94ZM211 215H213L214 216V214H211ZM218 215H220V214H218ZM63 216V215H62ZM61 216V217H62ZM88 216V215H87ZM90 216V215H89ZM163 216H165L164 218H163ZM170 216V215H169ZM222 216V215H221ZM224 216H225V218H226V214H224ZM224 216H223V218H224ZM228 216V215H227ZM46 217V218H45ZM59 217H60V215H59ZM214 217H216V216H214ZM220 217V216H219ZM244 217V218H245ZM223 218H222V220H223ZM224 218V219H225ZM60 219V218H59ZM41 220V219H40ZM39 220V221H40ZM41 220V221H42ZM220 220H221V217H220ZM40 221V222H41ZM213 221H214V219H213ZM213 221H212V217H210V215L208 214L207 215V223H206V227H207V231H208V236L211 238L210 240H211V242L213 243V246H214V248H216V249H219L220 251H222V253L220 252V254L218 255V263L219 264H261L260 263V261H259V256H260V247H258L259 246V244L258 243H255V245H258V246H248V249L245 251V253L243 254L242 252H241V250H240V244H238V242H237V240H241L242 238H243V234L244 233H242L241 232V234L243 235L242 236V238L241 237H239L238 239H236V237H231V238H228L227 237V235H225V234H217V233H215L216 235H213L214 234V231H212L213 229H212V225H213ZM225 221H226V219H225ZM225 221H223V222H225ZM31 222V223H30ZM40 222H39V224H40ZM43 222V223H44ZM60 222V221H59ZM214 222H216V223H218V221L217 220H215ZM221 222V221H220ZM234 222V221H233ZM30 223V224H29ZM216 223H214V224H216ZM231 223V222H230ZM54 224V225H53ZM235 224V227H236V224L237 223H234ZM70 225V224H69ZM101 224H99L98 226H100ZM216 226V225H215ZM219 226V225H218ZM221 226H222V224H221ZM232 226V225H231ZM34 227V226H33ZM54 227H53V230H54ZM220 227V226H219ZM233 227V226H232ZM237 227L238 228H240V226H238L237 225ZM42 228H44V227H42ZM215 228H217V227H215ZM222 228V227H221ZM218 229L219 231L221 230V232H222V229ZM224 228V227H223ZM242 228V227H241ZM34 229V228H33ZM52 229V228H51ZM68 229V228H67ZM184 229H186V230H184ZM232 229V228H231ZM235 229V228H234ZM233 229V230H234ZM235 230H237V229H235ZM239 230V229H238ZM238 230L237 231H235L236 233H239L241 230H239V232H238ZM63 231V230H62ZM121 232L122 233V231H124V232H126L127 233V237H129V240H130V243H131V248H126L123 244H122V238H117L115 235H114V233L115 232ZM215 231H216V229H215ZM232 231V230H231ZM212 232H213V234H212ZM218 232V231H217ZM234 231H232L231 233L232 234H235V233H233ZM238 236H239V234H237ZM237 236V237H238ZM26 237V236H25ZM27 237H29V235L27 236ZM241 238V239H240ZM28 239V238H27ZM26 239V240H27ZM87 239V240H86ZM25 240V239H24ZM25 240V241H26ZM165 241H167L166 243H165ZM239 242H241V241H239ZM23 243V244H22ZM162 245H165L166 247H168V250L167 251H164V250H162ZM72 248V249H71ZM94 256V257H93ZM95 260V259H94Z\"/></svg>",
  "mask_w": 264,
  "mask_h": 264
}]
</instances>
